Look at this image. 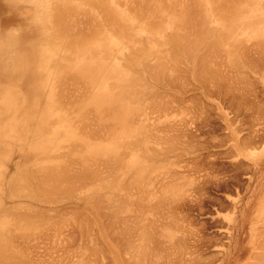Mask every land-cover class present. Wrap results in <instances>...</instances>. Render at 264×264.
<instances>
[{
    "label": "bare ground",
    "instance_id": "6f19581e",
    "mask_svg": "<svg viewBox=\"0 0 264 264\" xmlns=\"http://www.w3.org/2000/svg\"><path fill=\"white\" fill-rule=\"evenodd\" d=\"M179 1L181 2L183 0H179ZM185 1L186 2L189 1L191 6H188L189 2H188L187 5H185L186 4ZM185 1H184L185 3L184 2L182 3V5L184 4L183 5L184 8L180 9V6L182 7V5L178 4V3H180V2H178V0H0V194L2 195L3 193H5V190L7 189V188H5L6 185L4 184V179L6 180L5 177L8 176L7 178H9V181L8 182L5 181L7 183V185H8V187H9L8 188V192L6 191L7 192L6 196L8 197L9 194L12 197L15 196L13 199L11 197L12 200L7 202L8 204H6V206L7 207L9 206L7 208V207L4 206L5 203H2L3 200L1 201V195H0V259H1L0 260V264H38L39 259L36 260V258H39L40 255L41 256L43 255V253H42V251L40 249H38V250H40L41 252H37V255L39 254V256H35L36 251H38V250H35L32 247H29V249L30 248L32 249V250L30 249L32 251V253L30 252L29 249H27V250L25 249L24 250L26 253L23 250L15 251V250H17L16 248L18 246H14V245H13V248H15V250L13 248H9L10 246H12L10 244H13L12 241L16 242V244L17 243H22V242H27L26 241L27 237L30 238L29 239V241H30L31 238L34 239V237H33L34 233L40 232V234H41V231H37V232L28 234V236L26 235V232L29 229L28 227H31V225H34V223H36V220H37V222H39V223H36L37 224L36 226H38L37 228H39V230L44 229V231H45V228H46V231H48V228H49V231H52L51 227L53 225H54L53 227H56V224H57V231L59 232L61 230V227H59V226L60 225L62 226V224H60L59 222H61V223L66 225V226L64 225L65 227L62 226V228H66L67 229V226H69L68 224H70V222L74 223V218L73 217L75 215V218H76V216L78 215L76 212L80 213L79 212V209H81V208H79V207H81L80 205L87 204V206L91 207V205H89V203L93 202V204L95 205L96 202H94V201H98L99 198H102V200L100 199V201H98L99 204L97 203L96 207L93 206V204H92L93 209L95 211L97 210V208H98V210L101 209V205H102V208L104 206V209L107 208V206H109L108 208L111 209V208L114 207V205L116 203H118V202L121 203L122 201H123V203H121L122 205L125 204V202H126V204L123 205V206L128 205L130 207L129 202H131V204L135 202L134 204L136 205V203H137L138 206H139L140 205L139 202H138V201H140L139 199H142L143 196H146L147 192H150V194H147V196H146L148 198L149 197L148 195H150L149 200L150 199L151 200L149 201V203L153 202L154 201L153 199L156 200L157 197L154 196L157 193L156 190H157V188H159L161 190L162 185H164V186L166 185V184H164L165 180H163L162 182L159 181V186H156V185H158V183L154 180L156 182V185H154V181L151 179L153 181L152 182L150 180V178H152V177H154L153 179L158 178L159 177L158 175L162 174V172H164L163 175L165 173H167V172H170V173H167L168 176H169V174L171 175V173H172L170 171V169L169 170H165V171L161 170L162 171L161 173H160L159 169H158V172L156 171V169L155 170L153 169L155 167L157 168L156 165L161 163V162L159 163V161H158L156 163V165H155V161H157L158 158H161V157L166 155L164 153L165 151L163 152L162 156L160 155L162 153L161 150H163V149H161V147L164 144L163 143L164 142L163 139H164L165 136L162 133H160V135L162 137L164 136L162 138V143L163 144L160 145L161 144V141H160L161 137H160V135H158V133H159L160 129H163L161 127H163V123H164L163 120H162V117H163L162 115H164V114L162 113L160 115L161 111H159L157 108H159L161 105L164 107V104H165V106H168V108H166V109L164 107L163 108L164 110L162 108H159L160 110H162V112L165 113V116H166V114H167L166 110L170 109L169 105H166V103L167 104L168 103L169 104L175 103L173 101V99L175 100V98L172 97L173 99H171L170 96L166 100H170L171 99V101H173V102L170 101L171 102L170 103L169 101H165L164 100V96H163L165 93L163 94V92H166V93L169 92V94L165 95L166 97L168 95H172L171 90L167 92L168 89L172 88V90L175 89L177 91V92H174V93H177L179 95L180 92L183 93L185 88L188 86V84H187L188 77L190 79L192 76H195L197 78L196 81L200 83V86H194V89H197L196 87H198L199 96H200V91L203 92L206 89L210 90L211 86L209 88H206V87L209 86V83H207V80H208V82L212 81L211 83H213V84H214V81H216L217 85H214V86H216V88L224 82L226 84V85H224L225 88H223V85L220 86V87L223 88V89L221 88L222 89V93L226 94L225 93L226 91L224 90V89H226L227 90V94L229 93L230 96L231 95H233V96L237 95V97L239 98V96H240L239 93H242V92H239L241 87L238 88L239 85H240V82L237 81L238 78L239 77L242 78V79L239 78L240 79L239 81H241V82L245 81L244 79L248 77L246 75V73L249 74V71H250L249 69H247V66H250L248 68L251 69L253 67L252 65L259 64L260 60H261L260 62H262V63L264 62V39H263L264 38V5H263L264 2H263V0H252V2H250V0H247V1H245V3L247 2L246 4L244 2H242L243 0H239L242 4H245L242 7H241L242 4H240V2L238 0H236V1L235 0H233V1L230 0L232 2V4H231L232 7H231V5L229 3L230 1L227 0V1H229L228 5H230V6L226 7V5H224V4L222 5V3H221L220 6H218V8H220L219 10L217 8V5H219V4H217V3H219L221 0L220 1L218 0L216 3H214V1H216V0H214V1H212V0H199V1L203 2V3H201V2L199 3L198 2L197 5H199V4L201 5L202 4L201 6H195V3H191V2H193L191 0H188V1L185 0ZM195 1L196 0H194V2ZM174 2H175V4L177 3L178 7L174 4ZM238 2H239L240 5L238 4ZM253 2H254V5L252 4ZM211 3H213V4H211ZM225 3L227 4L226 1H225ZM233 3H235L236 5L233 4ZM143 4H145V6L148 5L147 6L148 8L144 7V8H147V11H146V9L143 8V6H144ZM215 4H216V8H217L216 12L219 13V16H218L217 13L215 15V12H214L215 11V7H214ZM247 4H249V5H247ZM250 5H252L253 7L250 6ZM186 6L189 7V9ZM194 6H195V8L198 7L199 12L197 11V8H196V10H192V8ZM221 6L225 9L224 12H225L226 16L225 15L223 16L224 12H223V10H222L223 8ZM248 6H250L251 8L249 7L250 9H248V11H246L247 9L245 10L247 13L245 11L243 12V10L245 8H247ZM229 7H231V9H233L235 13L233 12V10L232 11L229 10ZM142 8L146 11L145 14H144V11L142 13V11H141ZM183 9H186V11H184ZM213 9H214V11H213ZM227 9L230 12L227 11ZM239 9H243V10H239ZM177 10H180V12L178 11L179 14H177V12H176ZM220 10H221L222 14L220 13ZM135 11L138 14L133 15V12H135ZM183 11L185 13H183ZM196 11L199 13V16H200L199 18L200 19L199 18L197 19L198 14L196 15ZM240 11H242V15H240L241 14ZM193 12H195L196 19L198 21H196V22L194 21V23H191L192 24L191 25L189 23H190V21L192 22V20H190L189 22L187 20L192 18V17L191 18H189V17L191 16V14ZM181 13L183 15L185 14L186 16H188L187 14L190 13V15L187 17L188 18L187 19V18H185L186 16L184 15L185 16L184 17L183 15H181ZM244 13H246L247 15L244 16L243 15ZM229 15L234 16V18H232V16H229ZM192 16H193V14H192ZM227 16H229V17H227ZM196 19L194 18L193 20H196ZM196 28H199L200 30L198 31V29H196ZM32 31L34 32L33 34H32ZM251 37H252V39L254 37L259 38V39L262 38L263 40L261 39V41H260L259 39L256 40L254 38L255 42L248 43L249 41H253L251 39ZM248 38H250L251 40H248L247 43L243 42L244 43L243 44L242 43L243 39H248ZM254 55H255L254 58L258 59L259 57H261V59L259 58L260 60L258 59L257 62L256 61L254 62V59L251 60V58ZM251 61H253V62L251 63ZM243 62H245L246 64L247 63L248 64L249 63L252 64V65H250V64L248 65L247 64V66L245 68L246 72L244 70H242V69H244L243 68L244 65H246V64H243ZM263 65H264V63H263ZM258 66H260V65H256L257 68L253 67V70H254V68H255L254 71H256V69H257L258 72L256 71L257 72L256 76H257V74L263 76L264 74L262 73V71H264V70H262L260 67L263 68L264 66L261 65L259 67L261 71L258 70L259 69ZM240 68H242V69H240ZM241 70L243 71V73H241L242 72ZM253 70H251V71H253ZM244 72H245V75H244L245 78L243 79L242 74H244ZM250 73L252 74V72H250ZM260 73H262L263 75L260 74ZM249 76H250V74H249ZM253 76H255V74ZM259 78H260V76H259ZM235 79H237L236 80L237 81L236 84L239 83L238 85L235 84L236 86L234 85V83L232 84V82H235L234 81ZM190 80L193 83L194 80L192 81V78ZM248 80H252V78L251 79H249V78L246 79V81L249 83ZM254 80H255V78H254ZM189 81H188V83H189ZM246 81H245V83L243 82L244 88H247L248 90H252L253 92H255L257 94V90L256 89L258 87H260L259 86L260 84L258 85V83H256L257 82L256 81L255 82L256 83L255 86L257 85L258 87L257 88L255 87L256 89L253 90V89H251V88L249 89L247 87V86L250 87L251 85H249L248 83H247L248 84L247 85ZM191 82L189 83V84H191L190 87H192V85L195 84V83L192 84ZM220 82H221V84H220ZM250 82L252 83V81H250ZM258 82H259V80H258ZM261 82H262V79H261ZM245 85H246V87H245ZM252 85H254V83ZM232 86L233 87H237L238 86L237 88L239 89V91H238L239 93H237V92L235 93L236 90L232 91ZM263 87H261V88H263ZM212 88H213V86H212ZM244 88H243V90H244ZM253 88H254V86H253ZM194 89H193V87L191 89L187 88L184 93L186 94L187 90H189L188 92H190V90H192L193 91L192 93L195 94ZM233 89H236V88H233ZM259 90H258V94H259ZM211 91H216V95L219 93V91L217 89L216 90H214V89L212 90L211 89ZM205 92H206L205 94H207V95L212 93V92H208L207 93V90ZM260 92L262 93L263 91H260ZM222 93L221 92L219 93L220 96H221ZM177 94H174V95L177 96ZM213 94H215V93H213ZM227 94H226V96H227ZM243 94L240 96L241 98H239L240 101H239V99L237 97H236L237 99L234 97L235 101L232 98L233 101H230V103L231 102H235V104H236V100H237V103L239 102L241 104V100L244 97H246V95H249V93L248 94L245 93L246 95L244 94L245 96L242 98ZM263 94H264V92H263ZM263 94H260L261 97H262ZM161 95L163 96L162 97L163 99L160 97ZM190 95H191V101H192L193 100L192 99L193 95L192 94H190ZM196 95H198V94H195V96ZM253 95H252L253 99H254V97H255L256 100L259 99V98H256V96H253ZM157 96L160 97L161 100H160V98L155 99V97H157ZM249 96H247V98ZM84 97H86V98H84ZM152 97H153V99H155L154 102L152 103L151 106L148 105L149 103H147V105L150 108L151 107L153 108L154 107L153 104L157 100L155 104L156 105L160 104V106L159 107L155 106L156 108L154 107L153 109L149 108L150 109L149 110L148 107H146L145 101L147 102L148 98H151V100H153ZM177 98H179V96ZM194 98H195V100H197L196 99L197 97H194ZM180 99L181 98H179L178 101ZM255 99H254V101H255ZM162 100L165 103H161ZM220 100L221 99H219V101ZM229 100H231V99L228 98V102H229ZM259 100L261 102L262 98L259 99ZM259 100H258V103H259L258 105L259 106H261L260 104L263 105V108H261V110H262V109H264V104H263L264 101L260 103ZM178 101L175 104L179 103L178 105L182 104L181 106H183L184 105V101H186V100H184V101L182 100V102H178ZM187 101L189 102V100H187ZM187 101H186V105L188 104ZM243 101H245V100H243ZM246 101H248L250 103V101H253V100H252V98H251V100H249V98H248V100H246ZM148 102H149V100H148ZM226 103H227V100H226ZM239 103L236 106H238V107L241 106V105H239ZM255 103L256 102H253L252 105L254 106ZM245 104L247 105V103H243L242 105L246 106ZM189 105L190 104H188L187 106L189 107ZM248 105H247V107H248ZM197 106H198V104H197ZM236 106H234V107H236ZM253 106H251V108ZM259 106L257 107V105H256V108H260ZM188 107L186 108L187 109V113H188V110H189ZM199 107H201V106H199ZM203 107H204V105H203ZM208 107H210V106H208ZM208 107H206V108H208ZM238 107H237V110L239 111V109L242 108L243 106H241L240 108H238ZM145 108H147L149 111H152V110L156 109V112H157V110H158V113H156L155 111L154 112L157 115H160V117H159V118H161L160 120L158 118H154V117H157V116H156V114L153 111L152 112L155 114V116H154V114L152 115V112H150V114L154 118V120L152 122L157 123V122H155L157 120L160 121L159 122L160 124H161V120L163 122L162 126L159 123L155 124V125L159 124L158 125L159 129H158V126H155V128H156L155 131L156 132H154V133H157V135L159 137L156 136V135L154 137V133L150 134V131L148 130V126H150L151 124L154 125V123H151L152 119H148V118H151V117H149L150 114L149 113H148L149 115L147 114V111L145 110ZM177 108L181 109L182 107H177ZM253 108H255V106ZM173 109H175V108H173ZM184 109L185 108H182L181 111H185ZM231 109H232V106H231ZM243 109L244 108H242L241 110H243ZM172 110H170L172 115H173V113H176L174 115H179L180 114V116H181V113H182L181 117H182V119H184V117H183L184 116V112H178V114H177V110H176V112H175V110H173V112H172ZM190 110H192V109H190ZM225 110H227V109H225ZM254 110L255 109H253V111L249 110L250 111L249 113L254 114L255 113ZM257 110L258 109H256V113L257 114L260 113V112H257ZM91 111H93V116H94L93 120L95 121V122L94 121L93 122H94V124H96V123L100 124V125L97 124V126L99 125L98 128H100V130L94 129V128H97V127L93 126L94 124H92V120L90 118H88L89 120L87 119V117H88L87 114H90V113L92 114ZM246 111H248V110H246ZM246 111L244 110L243 112H246ZM200 113H203V112H200ZM263 113H264V110H262L260 114H263ZM195 114H198V112L195 113ZM246 114H247V112H246ZM260 114H258V118H259ZM172 115H167V116L169 117V116H172ZM215 115H217V114H215ZM93 116L89 115V117H91V118ZM167 116H166V118H168ZM189 116H190V114H189ZM189 116H188V118H190ZM196 116H193L191 114L192 118L196 117ZM207 116H209V115H207ZM207 116H206V118H207ZM245 116H247V115H245ZM256 116L257 115L254 116L256 118V119L254 118V120H253V118H251V119L249 118V119L253 120V123H255V121L258 120ZM178 117H177V119H178ZM231 117L229 116V119H233ZM234 117H235V115H234ZM197 118H198V116H197ZM199 118H201V116ZM221 118H220V120L223 119V118L222 119ZM86 119H87V121H91L90 123L93 126V128L91 126H89V127H91V129H94L96 132L100 131L98 133H100L101 136L96 137L99 134L97 133L98 135L95 136V133H93L95 131L91 130L89 127L88 128L84 127V128H86L84 130L83 126L86 123L90 125V123L86 122ZM145 119L147 121L149 120L151 124H148V126H147ZM238 119H242V118H238ZM167 120L168 119H166V121ZM169 120H171V118ZM187 120H189V119H187ZM243 120H245V119L243 118ZM250 120L248 122H250ZM259 120L260 121L261 120L264 121L263 118L259 119ZM259 120H258V122L255 123L256 127L261 125L259 123ZM144 121H145V123H144ZM178 121L176 122L177 124L174 123L175 121L172 124V121H171L170 125H168V126H170V128H171L172 127L171 124L173 126L178 125V123H179ZM233 121H234V119L231 120V122L229 120L227 122H229L231 124ZM263 121H262V123H264ZM136 122L139 124L138 126H136L137 125ZM203 122H205V120ZM79 123H81V124L83 123L84 124L81 127V129H83L86 133L83 130L80 131V130H76L75 129L77 127H78V129L80 128L79 126H81V125ZM166 123L168 124V122H166ZM180 123H181V120H180ZM250 123H252V122H250ZM257 123L259 125H257ZM87 124L85 126H88ZM102 124H105V125L103 126ZM114 124H117V126L119 125V127H121L123 129L121 133H120L121 130L119 131V133L117 132L118 131V127H116V125L114 126ZM182 124L183 125L185 124L186 129L188 128L186 123H182ZM243 124H245V121L243 122ZM247 124L248 123H246V125ZM111 125H113V127ZM153 125H152L151 128L149 127L151 131H153L152 129H154ZM233 125H231L229 127H232ZM251 125L249 124L248 128H250L252 126H255V125H252V126ZM262 125H264V124H262ZM164 126L166 127L167 125H164ZM178 126L179 127H177V128H180L181 125H178ZM104 127H107V128H104ZM111 127L113 129L115 127V129H114L115 130L114 131L115 134H114L113 131H110L111 134L113 135L112 137H111V134L109 132ZM165 127H164V129H166ZM243 127H245V129H247V127L245 125L242 126V128ZM256 127L255 128L253 127V128L256 129ZM101 128H103V129H101ZM112 128H111V130H112ZM121 128H119V129H121ZM233 128H236V127H233ZM242 128L241 129L238 128V129L242 130ZM253 128H252V130L254 131ZM260 128H262V127L260 126ZM260 128L257 129L254 132L257 133V131L260 130ZM263 128H264V126H263ZM89 129H90V131H92L91 133L88 131ZM104 129H106V130H104ZM107 129H108V131H107ZM157 129L159 130L158 132H157ZM186 129H184V131L183 130L182 131L185 132V131L188 130V129L187 130ZM190 129H191V127H190ZM196 129H198V128H196ZM225 129L226 128H224V131L227 132ZM245 129L243 128L242 131H238L237 128L233 129V130H234V132H237L236 136H240V133L241 132L244 133ZM101 130L102 131L104 130L103 133L108 134V136L107 135H105V136H107L108 138L111 137V139L108 140L107 137L104 136V134L102 133ZM166 130H163L162 132L165 133ZM169 130H171V129H169ZM169 130L167 132H169V134H170ZM172 130H176V128L174 127V128H172ZM177 130H176V132H177ZM252 130L250 128L251 132L249 131L252 134H248L247 133V135H246V134H242L241 133V135H243V137H244V135H246V137H248V135H250V137H248V138H251V135H252V138L253 137L254 138L257 137L256 135H253V131ZM261 130H262L261 135H263L264 129H261ZM205 131H207V130H205ZM79 132H81V133L84 132L85 136H84V133H82L83 135H81V133L79 134ZM87 132L92 135V136L90 135V138H89V136H88L89 134ZM179 132L181 133L180 130L178 131V133ZM183 132H182V134H183ZM171 133H172V135L171 134L170 135L173 137V131ZM187 133L189 134L188 131H187ZM200 133H202V132H200ZM256 133H254V134H256ZM109 134H110V136H109ZM174 134H175V131H174ZM184 134H185V136L190 137L186 133H184ZM232 134H234V133H232ZM150 135L152 137H150ZM170 135H167V136H170ZM189 135H191V134H189ZM195 135H197V133ZM200 135L201 134H199V136ZM228 135H230V134L228 133ZM228 135L226 133H224L223 136L225 138H227ZM174 136H176V134ZM181 136H182V139H183L184 135H181ZM181 136H179L180 139H181ZM202 136H204V135H202ZM211 136H210V138H211ZM94 137H96L98 140L102 139V141L104 143L101 142V144H100V141L97 142L98 140L96 141V139H94ZM147 137H148V141H149V138H150V141L152 140L151 138H155V140L154 139L153 140H154V142H156L157 139L159 138L158 140L160 142L157 141V143L154 144L153 141L152 142L149 141L150 143L148 145ZM218 137L221 138L220 136H218ZM240 137L242 138V136H240ZM103 138H104V140L105 139L108 140V142L104 141ZM169 138L167 137V140H169ZM176 138H178V136ZM186 138H185L184 141L187 140ZM190 138H192V136ZM195 138H197V136ZM195 138L193 137V140ZM237 138L232 137L231 138L232 140H230V137L227 138L229 140L228 142L232 143L233 149L235 148L236 150L240 146H243V144H244L243 142L245 141L244 140L245 138L243 140L240 139L243 142L239 141L238 140L239 138L238 139ZM173 139H174V137H173ZM175 139H174V141H175ZM182 139H181V142L183 143V146H184V144H186L189 141H190L189 143H194L193 141H191L192 139H190V140L188 139L186 141V143L183 142ZM224 139L222 138V141ZM227 139H225L224 145H225ZM257 139L260 140L261 138H257ZM164 140H165V142L167 141L166 137H165ZM170 140H172V139H170ZM196 140L197 139H195V141ZM214 140H216V139L214 138ZM261 140L263 141V138ZM145 141H147L146 142V146H144L145 145L144 144ZM176 141H177V139H176ZM179 141L176 142V145L177 144L179 145V143H181ZM206 141H207V139L204 142H206ZM222 141H221V143H222V145H221V143L218 142V140H216L215 142L219 143V144H218V146H217V144H214V146L215 147L217 146L219 148H221V146L223 147L224 145H223ZM258 141H256V142H258ZM158 142L160 144H158ZM204 142H201V143H204ZM208 142L209 141H207V143ZM151 143H153L154 147L157 146L156 148L158 149V151H159V146L158 145H160V151H159L160 154L156 153V151H155V150H157L156 148L153 149L154 151L150 150V149L153 148L152 145H150ZM172 143H170V142L166 143L165 146H163L162 148H164V150H166V152H168L167 149L168 150L172 149V152L176 151V155H177L178 151L182 150V149L179 150V148L183 147V146L180 145L179 147L175 148V145H173ZM197 143H198V146L200 148L199 144H201V143H199L197 141V142H195V145H197ZM213 143H214V141L211 143V146H212ZM251 143H253V141H249V144H251ZM170 144H172L171 147L173 146L174 148H170L169 149V147H170L169 145ZM203 145L206 148L208 146V145L205 146V144H203ZM252 145H254V143L251 144V146ZM257 145H260V143L257 144ZM13 146H15L16 150H15V148H14V150H11V148ZM149 146H151V147H149ZM189 146H191V144ZM189 146H186V148L188 147L187 148L188 150L185 149V147L183 148V150L185 149V150H187L189 152V150L191 149L193 144H192L191 147H189ZM198 146H194L195 149H197ZM209 146H210V144H209ZM251 146L248 147L249 149H247L245 153L244 152L243 153L242 152H238L239 153L238 155H243L244 157L248 158V160L251 162V165L249 163L251 168H258V165H259V162L261 160V157L259 156V154H256L257 152H255V151L261 145L258 148L256 147V145L253 146V147H251ZM132 147H133V149L136 147L134 152H133ZM146 147L148 149L149 148L150 149L147 150ZM194 147H192V148H194ZM225 147H227V149L229 150V148L231 146H226L225 145ZM244 147L245 146H243V148ZM126 148L127 149L129 148L130 150L128 149V152H127V150L126 151L124 150ZM140 148H142L144 150L146 148V150L149 152V153H147V156L148 157L150 156V159H153L152 161H154V163L152 161H150L149 158H148L149 159L148 160L147 157H145L146 155L144 153H146L147 151H144V152L140 151L139 152ZM202 148H203V146H202ZM206 148H203V149H206ZM136 149H138V152L140 154L136 151ZM203 149L200 148L199 150L203 151ZM81 150L84 151L83 154H82L83 156H82L81 160L83 161L85 159L86 161H92V162H90V163L88 162L87 165L84 163V161L80 162V159L78 160V162H76L75 158H77V159L80 158L79 156L82 153V152H80ZM192 150H191V152H192ZM230 150H232V149H230ZM74 151L76 153L77 152H79V153L77 155L76 154L72 155L71 153H75ZM129 151L133 152L132 154H134L136 152L138 154V156L136 154H135V156L133 155L131 157H130V155H132V154H130V155L128 154L129 156L128 155L125 156L124 153H126V154L130 153ZM195 151H197V150H195ZM195 151H193V153ZM122 152H124V153H122ZM150 152L151 153H156V155L153 154V156L155 155L154 157H156V160H155V158L153 156H151L152 154ZM169 152L171 153V151H169ZM191 152L190 153L186 152V153L187 154H192ZM197 152H199V154L204 153V152L200 153V151H197ZM216 152H218V151L216 150ZM222 152H224V150ZM141 153L143 155H145V156L144 157H140ZM170 153H167V154L169 156H171V160H169L170 157L168 155H166V156H168V158L167 157L166 158L169 160V164L175 158V157H173V155L175 153L174 154L172 153V155ZM183 153H185V152H183ZM215 153H214V155H215ZM70 154L72 156H70ZM209 154L210 153H208V155ZM235 154H233V156H234L233 158L236 159V160L237 159L239 160V161L237 160V162H238L237 166H238L243 161L241 162L240 158H235ZM74 155H76V157H74ZM157 155H160L161 157L158 156V158H157ZM181 155H183V154H181ZM181 155H179V157ZM208 155L206 153L207 158L210 157V156L208 157ZM66 156L69 159H70V157L71 158L73 157V159L76 162V164H74V165H76V167H77V164H81V165L85 164L84 165L85 167L83 165H82L83 167H81V165H79V168H76L75 166L73 167V164H71L72 167L70 168L71 165L69 164L68 161H70V163H71L72 159L69 160L67 158V160H66V158H65ZM84 156H85V158H83ZM122 156H124L126 158L124 161H126L128 159V161H126V163L127 162L131 163V164L127 163L129 166H127V164L125 163L124 164V165H126L125 168L123 167L124 166L123 165L124 157L122 159ZM127 156H128V158H127ZM187 156H189V155H187ZM34 157H38L37 159H39L41 157L38 161H40V163H42V164L40 165V163H37L36 160L33 161L35 159ZM129 157L132 158V159H130ZM151 157H153V158H151ZM193 157H194V155H193ZM203 157H205V156H203ZM214 157H216V156H214ZM31 158L33 159L31 161L34 162V166H36V167H34V166L33 167H34V169L35 168L36 169L33 170V171H31L32 169H29V170L26 169V168L23 169L24 162L27 159H31ZM100 158H102V159L104 158L103 161H100V160L96 161V159H100ZM106 158H108V159H106ZM133 158H134V161H133ZM176 158H177V156H176ZM48 159H51L52 161L51 160L48 161ZM64 159L68 163L67 166H64V161H65ZM161 159H159V160L162 161L163 159L162 160ZM164 159H165V157H164ZM187 159H189V158H187ZM219 159H220V157H219ZM228 159H227V161H228ZM230 159H232V157ZM22 160L24 162H22ZM45 160H47L50 163V165L48 164V166H45L44 165L46 163ZM59 160H62L61 162H63V163H61V165H63V166L60 165V161ZM105 160H107L106 164H105ZM168 160L165 161V162L163 161L161 164L162 165L166 164L168 162ZM175 160L172 161V163L175 162ZM178 160H180V159L178 158ZM56 161L59 162V163L57 164ZM66 161H65V163H66ZM98 161H99V163L100 162L101 163L104 162L103 164L106 167L104 165H103V167L107 168V170H108V166L109 165L112 166V167L109 166L108 172H107L106 169H105V171H103L104 168L101 167L102 164L100 165L98 163ZM191 161H192V159H191ZM193 161H196L195 158L193 159ZM121 162H123V163L121 164ZM176 162H175V164H178L180 161L178 163H176ZM185 162L187 163V160ZM201 162H202V159H201ZM92 163H93V165L89 166V164H92ZM148 163H150V164H148ZM246 163H244V164L246 165ZM94 164H97V166H98L97 169L95 168L96 165H94ZM161 164H160V167H161ZM179 164L181 165V163H179ZM207 164H208V161H207ZM46 165H47V163H46ZM151 165L153 166V168L151 167ZM249 165H246V166H249ZM93 166H95L94 169H92ZM113 166H115L114 169H113ZM119 166H121V169H119L120 168ZM176 166L178 167V165H176ZM182 166H183V163H182ZM198 166H200V165H198ZM241 166L242 165H240V167ZM27 167H29V165H27ZM117 167H118V169H117ZM160 167H158V168H160ZM165 167H166V169L169 168V166H165ZM240 167H238V169H240ZM99 168H101L103 170H101ZM122 168H124L126 170H122ZM203 168H200L199 170H201L202 172H205V171L202 170ZM245 168H244V170H245ZM98 169H99V171H97ZM151 169L156 171L157 175ZM178 169H179V167H178ZM178 169H177V171L174 170V171L178 172L177 174H176V172L175 173L173 172L174 174H176L175 178H176V176H179V178H181L180 176L183 173L182 170H181L182 172L180 173V171H179L180 169L179 170ZM185 169L187 171L188 168H185ZM195 169L196 168L194 166L193 170H195ZM217 169H219V168H217ZM247 169H248V167H247ZM100 170H101V172H103V174H105V176L104 175L100 176L102 174L100 172ZM110 170L111 171H117L120 174H121L122 171L129 173V175L125 174L126 177L123 178V180L127 179V177L129 176L128 178H131V179H128V180L129 181L133 180L135 182L134 184H132V185H134L133 189L132 188L130 189V187H128V186L129 185L132 186L131 183L128 184V180H124V184H128L127 186L125 185V187L126 188L128 187L130 189V191L133 190L132 192H135V190H136L135 188L138 186V183H142L143 184V182L145 180L147 182L148 179H149V183H150V181L152 183L149 184L147 182L145 184V186H143L144 184L143 185L139 184V187L137 189H139L141 186L144 187V188L142 187L143 189H146L151 184H153L154 187H157V188L152 187V185L149 187V188H151V191H152V188H153V190L155 189L154 190L155 192L153 191L154 194L152 192L153 195H151V191L149 190V188L146 189V190H149L147 192H146V190H143L142 188H141V190H143V192L139 189L140 192L139 193L136 192L137 196L140 193H142L143 196L140 198L141 195H139V199L138 200H137L138 197H136V194L132 193V192L128 193L127 192L128 190L127 191L125 190L126 193L135 194V196L134 195H127V194L122 193V192L121 193L123 195H121L119 190H120L121 184H123V182H121V180H122V177H123L124 173H122L123 174L122 176L120 175L121 178H119L120 176H118L116 178V181L118 179L119 180L121 179L120 181L118 180V182H117L118 186H119L118 191H117V190L114 189L115 187H118L117 183L116 184L114 183L115 180L112 177H113V175L115 177V175H119V174L117 172L116 173L115 172L110 173ZM207 170H206V172H207ZM234 170H236V169H234ZM38 171H39V174L37 173ZM197 171H198V169H197ZM222 171H223V169H222ZM105 172H107L108 175H106L107 173H105ZM136 172H138V173H136ZM195 172H191V173L194 174ZM99 173H101V174H99ZM152 173L155 174L156 177ZM198 173H200V175L203 174L201 172H198ZM65 174H67V176ZM110 174H111V176H110ZM148 174H150V175H148ZM184 174H185V172L183 173V175ZM188 174L186 172V174H185L186 178H187ZM216 174H217V171H216ZM221 175H222V173H221ZM63 176H65L66 178L69 177V179L67 178V180H70V181L67 182L66 178H64V180H63L62 179ZM103 176L105 178H102ZM106 176H110V177L107 178ZM149 176H150V178H149ZM166 176H165V178L159 177V179L160 178L166 179ZM212 176H214V175H212ZM22 177H25L26 180L23 181L24 179ZM185 177H183V178L185 179ZM198 177H200L198 179H202L201 176H198ZM219 177H220V175H219ZM111 178L114 180V182H112L113 184H110V187H109L107 185V183L109 184V182H111V180H109ZM171 178H172V175H171V177L170 176L168 177V179H171ZM175 178H172L170 181L168 179L167 180L169 181V183H171V182L173 183ZM183 178H181V179H183ZM206 178L208 180V177H206ZM212 178H214V177H212ZM19 179H22L23 182L21 180H19ZM176 179H175V181H176ZM181 179H179V180L181 181ZM192 179L193 178L190 179V182L191 181L194 182ZM260 179H261V177L258 176V179L255 180V184L256 185L261 181ZM60 180L64 181V182L63 181L60 182V185H62L63 188L59 184L57 185L58 181H60ZM65 180H66V182L68 184L71 183L70 184L71 187L69 186L70 189L67 187L68 188L67 192H65L66 189H67ZM96 180H98V183H97ZM106 180H108V181H106ZM179 180H177L176 182L174 181L175 184L171 183L172 184V188H171L170 185H168L169 183L166 181L168 183L167 184L168 187L166 185V189L168 191H169V188L173 189V190H170L169 192L167 190L166 191L168 193H170L171 191H174V189L178 187V184L180 186V184H182L183 180H182L181 183H179L180 182ZM213 180H215V179H212V181ZM19 181H21L22 183L19 182ZM26 181L27 182L30 181L32 184H33V182H35V185L34 184L30 185V183H27ZM212 181H211V183H212ZM24 182H26L27 185H25ZM199 182H200V180H199ZM199 182L196 183V186L198 185L199 187H201L202 185L200 186L199 184H201V183H199ZM252 182L254 183V179L253 178H249V184H251ZM91 184H92V186L94 185L95 188H93L94 186L92 187ZM97 184H99V186L101 185L102 188L100 186L99 189H98L97 188L98 187ZM104 184H106L107 187H109V190L111 188V185L112 186L115 185L113 188H111V189H113L114 192H112V190L111 191H107V192H111V193H107L108 196H106V193L104 192L103 196L104 197L106 196V198L110 197L108 199H106V198L103 199L102 196L101 197L99 196V195H102V194H98L99 197L95 196L96 198H98V200L96 198H95L96 199L95 200L92 197L93 193L96 191L95 189L96 188L98 190L101 189L100 191H102V189L105 188V190H106L107 188H106V186ZM124 184L122 185L123 187H124ZM202 184H204V183H202ZM4 185H5V187H4ZM63 185H65V187ZM146 185H148V186H146ZM160 185H161V187H160ZM183 185H185L184 182H183ZM174 186H175V188H174ZM191 186H192V184H190V187ZM89 187H91L90 194L87 192V191H89ZM187 187H185V188H187ZM22 188H25V189H22ZM28 188H30V190H29L30 192L28 191ZM32 188L35 189V192L31 191ZM64 188H65V190L63 192ZM191 188H192V191H193L194 190L193 187H191ZM39 189H41V190L44 189V190H42L44 192L46 191L45 193H42L44 195L47 194L48 191H51V192H49L51 194V196L49 194V199H47L48 198L47 197L48 194L46 195L47 198L44 197V196H41L40 195L41 193L39 194V191H38ZM122 189H123V192H124V188H121V191H122ZM159 189H158V191H159ZM178 189L182 190V188H178ZM178 189H176V190L178 191ZM196 189H195V191L199 190V189L198 190H196ZM24 190H25V192H24ZM41 190H40V192H41ZM98 190L96 191L97 193H98ZM105 190H103V191H105ZM162 190L164 191L163 188H162ZM162 190H161V192L159 191V194L161 193V195L159 196V197H161V199L163 197L162 196V193H163ZM186 190H188V189H186ZM190 190H188V191H190ZM9 191H11V193ZM53 191H54V193H52ZM100 191H99V193H100ZM115 191L119 192L120 195H117V193ZM166 191L164 192V194H168ZM177 191L176 192L174 191L175 194L173 195V197H170L171 193H173V192H171L170 195H167V197L169 196L168 198L170 200H171V198H172V200L176 199V197L174 198V196L177 195L176 194ZM180 192L183 193V191H179V193ZM184 192H185V190H184ZM190 192H187V193H190ZM240 192H242V191H240ZM112 193L113 194L116 193L115 196H112L111 195ZM179 193H178L177 196L181 195ZM192 193L194 194V192H192ZM200 193L203 194V191L200 192ZM109 194L111 196H109ZM124 194L127 197L128 196H131V197L127 198V197L124 196ZM183 194H185V193H183ZM183 194H182V196H183ZM3 195H5V194H3ZM117 196H120V197H117ZM122 196H124L123 197L124 200H122V201L121 200L120 201L117 200L119 198L123 199V198H121ZM16 197H17L18 200L17 199L15 200ZM89 197H92V199L94 201L89 202V199H90ZM112 197H114V198L111 199ZM116 197H117V199H116ZM153 197H156V198H153ZM129 198H133L132 201H129L128 200ZM144 198L142 200H147V202H148V199H144ZM168 198H167V200L165 199L163 201H159L160 199L159 200L157 199L159 202L158 201L153 202V204L155 203V205H153V204L152 205L157 207V208H161V207H163V205H164L163 203L165 201H167V203H168V200H169ZM179 198H178V204H180L179 202L182 201V199L179 201ZM181 198H184V197H181ZM216 198H218V197H216ZM2 199H10V198H2ZM92 199H90V200H92ZM125 199L128 200L129 202L125 201ZM186 199H188V198L186 197ZM186 199H185V201H186ZM190 199H192V198H190ZM103 200L105 202L108 200L107 201L108 203L106 202V205H105V202ZM114 200L116 202H114ZM188 201H190V200H188ZM241 201H242V197L241 196H238L236 198H232L230 200L231 205L229 203V209H230L231 206H232V209L229 210V213L226 216L222 215L224 217V221H225V222L224 221L223 222H224V224H226V226H224V225L223 226L226 227V233L228 234V236L227 237L223 236L224 238L227 239V242L226 243L225 242L222 243L224 245L221 246V248H220L221 251H219L220 249L219 250L217 249L219 251V253H218V251L217 252L215 251V248L219 247V243L221 245V242H222L221 239H223V237H221V235H220V237L218 235L214 236V234L213 235L212 234L209 235L208 232H207L208 234L205 233L207 235L204 234L205 236L202 235V234H201L202 236L200 234H196V235H199V237H196V235L193 236V234H192V237L191 236L187 237L186 234H185L186 232H188V230L186 231V229H187L186 228V226H187L186 224L187 223L186 222H185L186 224L184 223L185 219H183V221L179 219L183 215L182 216L180 215L181 217L178 215L179 216L178 219L180 221H182L181 223L185 224V225L183 224V226H185L184 227L185 228V233L183 232V234H181V235L178 234V232L180 230L179 229L180 227H178L179 230H175V231H178V232H175V233H177L179 235L178 236L179 238L177 239L176 244L173 243V247L175 249V252L177 251V254L173 253L172 251L174 249L172 248L173 250H171L169 248V244H168V241H170V240H168V239H167L168 241L166 239L163 240L164 238L162 237V236H165L167 232L165 233V235L159 236L160 238H163V239H159V237H157L159 232H164V231H160V230H164L166 227H168L169 224H167V223H168L169 220H170L169 223L172 222L171 220L176 221V219L175 220L172 219L173 218L172 217L173 214H171V212L168 211V209H169L168 207H171L172 205L169 206L170 204H167V203L166 204L168 205V207H167V211L168 212L165 211L166 210V208H165L166 206H165L164 207L165 210L163 212L158 210V214H156L153 219H151V218L154 216L155 211H157V209L156 210L151 209V211H149V214L152 215L151 218H150L151 221L147 224V226H149V227L146 228L145 227L146 224L143 227V225L141 223H139L140 225L137 224V223L135 225V226H137L135 228H137V230L139 229V231L136 232V234L140 233V229L142 227L148 229L151 226H153L154 224L157 225V228H158V226L161 227L159 232H156L157 231V230H155L156 228H154V230L151 229V228L154 227L153 226V227L150 228L151 230H153L152 232H150L151 235H150V233L148 231V234L150 235L149 236L147 234V231L143 230L144 232H142V229H141L142 234L145 233L144 234L145 237L147 235L149 237V240H146L145 238L143 239V237L140 236V238H137L136 241L138 239L139 240L143 239L144 240L143 243H145V240L150 242V247L152 248L153 253H155V252H158V254L159 253H163L161 255H164V254L166 255V253H167V255L173 254L174 258H175V254H176L177 259L175 260L176 262L174 264H240V263L241 264H264V215H261V214L257 213L256 216L255 215L253 216V218L255 217V220L251 223V228L248 229V231L245 232V233L249 234V239L244 245H241V243H240L241 241L239 240L240 239L239 236H240V234L244 233L243 227L245 228L247 226V223H245V222L243 224H240V223L243 222L241 220L242 211H243L242 210L243 206L241 204ZM101 202H103V203H101ZM140 202L143 203V204L145 203V201L144 202L140 201ZM174 202H175V200L173 201V203ZM260 202H261V205H264V196H262L261 198H259L257 200L256 205L260 204ZM109 203H111V205H113V207L111 205H109ZM156 203H157V205H156ZM118 204L115 205L116 208H113L114 211H115V209H117V205ZM121 204H119V205H121ZM143 204L140 205L141 208L140 207H136L137 205L134 206L133 204L131 205V209L128 208V206H126L127 211L125 213H120V214L123 215L122 217L119 216L120 214L117 212L118 213L117 217L119 216L121 218L119 220V217H118V219H116V220H119L121 222L118 221L119 223L117 222L118 224L116 223L114 226H113L112 222H114V220H115L114 218L116 217L115 215L117 214L116 211H115L116 214L113 213V211H112V213H110L111 212L110 210H109V212L105 211L107 213H110L109 214L110 216L115 214L114 215L115 217L111 216V218H108L109 215L104 213V212H102L104 209H101L102 213L98 212V210H97L99 215L101 214V218L104 217V220H108V222H109V220H111V225L113 227H116L117 230H120L119 229L120 227L123 229V231L120 230L121 234L118 231V233L116 232V234L114 235L113 233H115V231H117V230L116 229L114 230L112 227L109 228L108 226H110V224H108V223L106 224L104 222V225L106 224L105 225L106 227L104 226V228H106L105 232H107L106 230L111 231V232L108 231L106 233V235L112 234L111 240H112V238H114V239L116 238V240H117L118 236H116V235H120V237H122L120 239H123L121 241L118 239L120 241V244H122L124 242V240L126 242V238H123V236H125V235L127 236L128 234L126 232H124V229H128L129 233L131 235V232L134 230V228L133 227L131 228V226L132 225L134 226L135 223L133 224V222H135V221L137 222V220L139 219L138 215H137V212L135 213V210L138 209V208L139 209H143L142 208V206H144ZM245 204H247L249 209H250L251 201L248 200ZM78 205H79V207L77 208L76 206H78ZM98 205H100V206H98ZM119 205H118V207H119ZM152 205L149 204L148 207L152 208ZM220 206H221V204H220ZM75 207H76V209L78 211L75 209ZM155 207H153V208H155ZM71 208H72L71 212L74 213V214L72 213L73 217H72V214H71L70 210H68V209H71ZM108 208H107V210H108ZM119 208L122 209L121 207H119ZM123 208H125V207H123ZM146 208L147 207L144 206V210H146ZM172 208L173 207H171L170 209H172ZM224 208L225 207L223 206V209ZM113 209H111V210H113ZM128 209H130L129 211H131V210H132V212L134 211L133 213H135L137 215V220L134 221V216H135V219H136V215L133 214V213H132L133 215L131 213H129ZM139 209L136 210V211L143 212L142 210H139ZM67 210H68L69 213H67ZM152 210L154 211V214H152ZM160 210H162V209H160ZM176 210L177 209H175V211ZM83 211H85V210H83ZM147 211L148 210H146L145 214L142 213L143 215H145L144 218H149L150 217V215L147 214L148 213ZM215 212H217V211L215 210ZM126 213H128V215L131 218V220L128 221L129 217H128V215ZM102 214L104 215L103 217H102ZM105 214H106V216H105ZM130 214H131V216H130ZM138 214H139V216L142 215V214L140 215V213H138ZM177 214H178V212H177ZM65 215L66 216L68 215L67 216L68 218L65 217ZM79 215H78V217H79ZM86 215L87 214L83 215V212H82V215H80L81 219L79 218V222L82 220V217L86 216ZM88 215L86 216L87 217V222H88V224H90V222L88 221V218H89ZM99 215H98V217H99ZM126 215L128 217V218H126V222H129L130 229H129V227L128 228L125 227L126 226V224L124 223L125 220H123V222H122V219H125L124 217H126ZM143 215H142V217H143ZM7 216H9V219L12 218L11 219V223L14 222L15 225H16V226L14 225L13 229L15 227L19 228V227H17V226H19V223H17L18 220H20V222L21 221L24 222V223L22 222L23 224L20 223L22 226L23 225H27L26 227L28 229L25 232V235H24V232L21 229L19 230V231H22L21 232V236H23V235H24L23 237L26 236V239H24L25 241H20L18 239L19 240V242H18V240H16L17 237H15L14 235L16 234L17 229L16 230L14 229L15 231H12L13 236H11V237L15 238L14 240L11 241V239H10L11 237H9L10 235L7 237L8 239L5 237L8 234L7 228H9V230H11L12 228L9 227V226L14 224V223L11 224L10 221H8V220L6 221V219H7L6 217ZM61 216H63L65 218V220ZM174 216H175V214H174ZM69 217L70 218L72 217L71 218L72 221L70 220ZM106 217L108 219H105ZM219 217L220 216H218V220H220ZM4 218H5V220L3 221ZM56 218H58V220H59V218H61V220H59L58 222L57 221L52 222ZM211 218H213V217L211 216ZM50 219H52V220H50ZM67 219H69L70 221L69 220L67 221ZM150 219H147L146 221L148 222ZM40 220H41V223H40ZM42 220L44 222H46V225H45L44 222L42 223ZM49 220H50V223H49ZM76 220H78V219L76 218ZM83 220H84V217H83ZM83 220H82V223H80V225L81 224L82 225H88ZM89 220L91 221V218ZM116 220H115V222H116ZM186 220H187V218H186ZM65 221H67L68 224L65 223ZM85 221H86V218H85ZM146 221L143 218H142V220L140 219V222H146ZM75 222H77V221H75ZM138 222H139V220H138ZM47 223L49 224L50 227L48 226ZM120 223H123V224H120ZM177 223H178V221H177ZM202 223H199V224L201 225V227H204V225L202 226ZM92 224H94V222ZM92 224L88 225L87 227L84 226L85 227L84 230L85 229L88 230L92 226ZM166 224H167V226H166ZM192 224H194V223H192ZM218 224L220 225V223H218ZM218 224H216V225H218ZM40 225H42V228L39 227ZM80 225H78L77 227H81L82 226V225L81 226ZM94 225H95V228H96V224H94ZM94 225H93V227H94ZM121 225H123V226H121ZM141 225H142V227H141ZM171 225H170V227H171ZM175 225H173V226H175ZM178 225H180V224H178ZM22 226H20V227H22ZM71 226L73 227V224H71ZM190 226H188L189 229L191 228ZM82 227H81V230H82ZM93 227H91V228H93ZM107 227H108V229H107ZM170 227H169V229H170ZM25 228H24V230H26ZM91 228L88 231H91ZM162 228H164V229H162ZM197 228H199V227H197ZM169 229L167 231H169ZM171 229L174 230L173 227H171ZM29 230H31V229H29ZM77 230H78V228H77ZM81 230L77 231V233L79 232V235H80V233H82V232H80ZM84 230H82V231L84 232ZM87 230L84 232V233H86V235L83 236V240L84 241H80V238H82V237H79V235H78L79 240L76 241V242L78 243L80 241L79 246H80V244L82 242L80 248L83 246V244H84V246L88 247V245L91 244L90 242H92V241L94 242V240H95L94 239V235H93L94 232H92L94 230V228H93L92 231H91L92 232L91 236L93 237L94 240L89 241V240L92 239V237L90 239V236H89V239L88 240L86 239L87 242L89 241L88 245L86 244L87 242L83 243V242H85V237H87L88 234L90 233V232L88 233ZM172 230H170L171 234H172ZM182 230H184V229H182ZM55 231H56V229H55ZM71 231H73V229ZM95 231L98 232L97 229ZM112 231H113V233H112ZM125 231H127V230H125ZM135 231H136V229H135ZM189 231L191 232V230H189ZM195 231H197V230H195ZM31 232H33V231L31 230ZM61 232L63 234L64 233L66 234V236L63 235L66 238H67V235L70 233L69 232L67 234L66 232H63V231H61ZM73 232L70 233L69 235L73 234ZM52 233H54V231H52L51 234ZM60 233H59V235H60ZM62 233H61V235H62ZM133 233L134 234H132L131 236L130 235H129V237L127 236V242H128L127 244H129V246H130L129 248L130 249H131V245H133V244H134L133 246H135L136 244H138L140 242L139 244L142 245V240L138 241V243H136V241H135L136 244L133 243L134 242V237H138V234L135 235L134 231H133ZM198 233H199V230H198ZM221 233H223V231ZM31 234H32V237H30ZM42 234H43V232H42ZM56 234L57 233L53 234L52 235L53 237L49 238V239L50 240L51 239L55 240L56 237H58V236H56ZM76 234L73 236L74 238H75ZM82 234L80 236H82ZM161 234H163V233H160V235ZM169 234H167V236ZM224 234H222V235H224ZM46 235L47 234H45V237H46ZM54 235H55V237H54ZM189 235H191V234L189 233L188 236ZM21 236L19 234V237H21ZM36 236L38 238V236H39L38 233H37ZM48 236H50V234ZM63 236H61V237H63ZM172 236H174V233H173ZM172 236H171L170 239L174 240L175 236H174V238ZM45 237H43V239ZM73 237H72L71 240H74ZM99 237H97V239ZM130 237L132 238V241H133L132 243H131V241L129 242V240H131ZM41 238H42V236H41ZM176 238H177V236H176ZM69 239H70V236H69L68 240ZM5 240H7V241H5ZM39 240H40V237H39ZM54 240H53L54 243L53 242L52 243L56 244V241H54ZM61 240H63V242L65 241L63 244H65L66 246L69 245L67 247L64 245L66 248H64L62 246L61 250L64 249V250L67 251V248L70 249L74 245V243H72L71 240H69V241H71L70 243H69L68 240H67L68 241L67 242L66 239H62L61 238ZM61 240H59V241H61ZM3 241L7 242V243H9L10 241L11 242L9 244H7V243H3ZM59 241H57V243ZM219 241H221V242H219ZM45 242H48V241H45ZM148 242H146V243H148ZM38 243L39 242L37 241V244ZM94 243H96V242H94ZM97 243H96V245L95 244L94 245L97 246ZM116 243L119 244L118 242H116ZM24 244L26 245V243H24ZM40 244H41V242H40ZM48 244L50 245L51 241ZM61 244H62V242L60 243V246H61ZM70 244H73V245H71V247H70ZM123 244H125V245H123ZM123 244H122L123 247H125V248L127 247L126 248L127 250L122 247L127 252L125 254L129 255V253H130V255L132 256L130 258V255H129V257L125 255L127 257V259H129V261L126 260V259H122L123 261L126 260L125 264H127V261L129 263L135 264L137 261L135 262L133 260H136V259L140 260L141 258H143V257H141L139 259L138 256H136L137 258L136 257L134 258L133 256L134 255H138L139 253L133 255V254H131V252L134 253V251H132V250H129V253H128V246H126L127 244L126 243H123ZM171 244L172 243H170V246H171ZM174 244H175V246H174ZM76 245L78 246V244H76ZM94 245H92V246H94ZM148 245H149V243H148ZM148 245H146V246L148 247ZM98 246H102V245L99 244ZM116 246L117 245H115V247ZM133 246H132V248H133ZM143 246H144L145 249L147 248V247H145V245H143ZM143 246H140V248L142 247V249H141L142 251L145 250V249L143 250ZM22 247H23V245L19 246V248H22ZM33 247H34V244H33ZM55 247H57V244L55 245ZM55 247L53 246L52 249L54 248L55 249L54 251L56 252L57 248H55ZM58 247H59V245H58ZM137 247L138 246H136L134 248L138 249ZM36 248H37V246H36ZM45 248H47V247L45 246L44 249ZM74 248L77 249V247H72V250L70 249V251H71L70 254H68L69 251H67V253H66V252H64V250L61 251L60 248H58L59 249L58 251H61L63 253L68 254L67 256H69V255L73 256L74 260H75L78 256H79L78 257V259H79L81 254H83V252H85L86 254L84 253L82 256H87L88 254L91 255L92 254L91 251H93L94 247H91L92 249H90V246L88 248L84 247L85 249L84 248L83 249L85 251L83 249H81L82 253H79V255H78L77 252H76L75 253V254H77L76 256H74V252H73V251H75ZM122 248H121V252L123 251ZM134 248H133V250H134ZM44 249H43V251H44ZM86 249H90L91 250V251L89 250L90 253L87 254L88 250H86ZM28 250H29L30 254H32V255H34L36 257L35 259L31 258V257H26V256L30 255ZM138 250L140 251V249H138ZM22 251L24 253H21ZM33 251H34L35 254H33ZM46 251L48 252V254H50V252H52V250H49L50 251L49 252L47 249H46ZM78 251H80V249H78ZM94 251H95V254L98 253V251L96 252L95 249H94ZM100 251L101 250H99V252ZM118 251L120 253V249ZM125 251H123V252H125ZM148 251H150V249ZM15 252H19L18 253L19 255L17 254L18 257L19 256L21 257L22 255L25 254L24 257L22 256L23 259H22V257L20 258L21 261L18 260L20 262L17 261V259H19V258L16 259V257H13V256L16 255ZM57 252H56V254H57ZM135 252H137V251L135 250ZM146 252H147V250H146ZM151 252H148V253H151ZM144 253H145V251L143 252V255H144ZM148 253H147V255L144 256V258H143L144 260L145 259L148 260L147 258H145L146 256L148 257ZM27 254H29V255H27ZM71 254H73V255H71ZM106 254H108V251H107ZM141 254H142V252H140V255ZM158 254H157V256H158ZM1 255L3 257L5 256V257L1 258ZM44 255H45V253H44ZM55 255L53 257L52 256H49V257L53 258L54 261H57L58 264L61 263L62 259L66 260V257H67L64 254L65 258H63L62 253H61V255L57 254L56 256H61L62 257L61 260L59 259L61 257H59V258L57 257L60 260L59 261V260L56 259ZM120 255H124V254H120ZM151 255L149 254V257H151ZM6 256H7V258H6ZM41 256H40V260H43V262H44V260L47 257L42 259ZM70 256L67 257L68 258V262H66L67 264H71L70 262L73 261V259H72L73 257L70 258ZM82 256H81V258L83 259L84 257H82ZM88 256H87V258H84L86 260V262H84V259L83 260L81 259L82 261H80V259L79 260L76 259V260H78V262L80 261L79 264H81L82 262H84L86 264L90 263L91 261L95 260V258L98 259L97 261L99 262L100 258H98L97 254L95 255V257H94V255L93 256L91 255L92 257H94L93 260L89 258L91 261L88 259ZM104 256L101 257L100 254H99V257H101L102 260H105ZM106 256L109 258V256H112V255H109V256L106 255ZM125 256H122V257L126 258ZM152 256H154V254ZM163 257H165V256H163ZM167 257H168L167 259L172 260L174 262V260H173L174 258L170 259L169 258L170 256H167ZM112 258H114V257L112 256ZM152 258L153 257H151V259ZM162 258H160V260ZM5 259H8V260L5 261ZM47 259H49V258H47ZM69 259H71L70 262H69ZM87 259L90 262H88ZM131 259H132V261H131ZM143 259L141 260L142 262H143ZM154 259H156V258L154 257ZM164 259H166V258H164ZM50 260H52V259H50ZM158 260L156 259V261L155 260L154 261L157 262ZM1 261H3L4 263L1 262ZM46 261H47V264H54V263H52L53 261H51L50 263H49V260H46ZM75 261H74V263L78 264V262L76 261L77 262L76 263ZM154 261H149L148 264H155ZM43 262H41V263H43ZM45 262L43 264H45ZM57 262H55V263L57 264ZM63 262H64V260L62 261V264L65 263V262L64 263ZM161 262H163V261H161ZM173 262H172V264H173ZM41 263H39V264H41ZM84 263H82V264H84ZM104 263L106 264V261L103 262V264ZM108 263L110 264V260H108ZM112 263H113V261H112ZM138 263H141V262L139 261L136 264H138ZM158 263H156V264H158ZM164 263L167 264L166 261ZM72 264H73V262H72ZM93 264H94V262H93ZM123 264H124V262H123ZM159 264H162V263H159Z\"/></svg>",
    "mask_w": 264,
    "mask_h": 264
},
{
    "label": "rangeland",
    "instance_id": "374dc122",
    "mask_svg": "<svg viewBox=\"0 0 264 264\" xmlns=\"http://www.w3.org/2000/svg\"><path fill=\"white\" fill-rule=\"evenodd\" d=\"M184 1H185V0H183V1L180 2V1L178 0V2L181 3V4H180V3H178V4H179V5H182V3H183ZM187 1H188V0H187ZM191 1H193V2H191V3H195V6H201V5H202V4H201V5H200V4L197 5L198 2H199V3L201 2V1H199V0H196L195 2H194V0H191ZM212 1H214V0H212ZM217 1H218V0L214 1V3H216ZM219 1H220V0H219ZM225 1L227 2V4L225 3ZM225 1H224V0L222 1V0H221L219 3H217V4H219V5H217V8H218V6H220L221 3H222V5H223V4L226 5V7H227V6H230V5L232 4V2H231L230 0H229L230 2L227 1V0H225ZM232 1H233V0H232ZM235 1H236V0H235ZM235 1H234V2H235ZM238 1H239V0H238ZM245 1H247V0H243L242 2L245 3ZM176 2H177V1H176ZM185 2H186V1H185ZM185 2H184V3H185ZM188 2H189V1H188ZM188 2H186L185 5H187ZM228 2L230 3V5H228ZM239 2H240V1H239ZM239 2H238V4H239ZM248 2H249V1H248ZM250 2H252V0H250ZM250 2H249V3H250ZM263 2H264V0H263ZM201 3H203V2H201ZM235 3H236V2H235ZM235 3H233V4H235ZM246 3H247V2H246ZM246 3H245V4H246ZM145 4H146V3H145ZM145 4H143V5H144L143 8L148 6V5L145 6ZM174 4H175V2H174ZM211 4H213V3H211ZM238 4H237V5H238ZM240 4H242V3L240 2ZM240 4H239V5H240ZM245 4H242L241 7H242L243 5H245ZM250 4H251V3H250ZM252 4L254 5V2H253ZM175 5L178 7L177 3H176ZM183 5H184V4H183ZM183 5H182V7L180 6V9H181V8H184ZM193 5H194V4H193ZM235 5H236V4H235ZM239 5H238V6H239ZM247 5H249V4H247ZM263 5H264V3H263ZM188 6H191V5H190V2H189V4H188ZM195 6H194L193 8L191 7L192 10H196V8H197V11L199 12L198 7L195 8ZM250 6H252V5H250ZM250 6H248L247 8L244 7V8H245L244 10H243V9H239V10H243V12H244V11L247 9L246 11H248V9L251 8ZM186 7H187V6H186ZM214 7H215V11H214V9H213V11L215 12V15H216V13H217V12H216V11H217V10H216V9H217V8H216V4H215ZM221 7H222V6H221ZM224 7H225V6H224ZM226 7H225V8H226ZM231 7H232V5H231ZM231 7H229V10L232 11L233 9H231ZM249 7H250V8H249ZM252 7H253V6H252ZM143 8H142L141 11H142V13H143V11H144V14H145V12L147 11V8H148V7H147V8H144V9H146V11H145ZM187 8L189 9V7H187ZM187 8H186V9H187ZM222 8H223V7H222ZM186 9H183V10L186 11ZM219 9H220V8H218V10H219ZM222 10H223V12H224L225 9L223 8ZM229 10L227 9V11H229ZM178 11L180 12V10H177V11H176L177 14H179ZM184 11H183V13H185ZM187 11H188V10H187ZM197 11H196V15L198 14V16H197V19H198L200 16H199V13H198ZM227 11H226V12H227ZM246 11H245V12H246ZM249 11H250V10H249ZM189 12H190V11H189ZM218 12H219V11H218ZM229 12H230V11H229ZM233 12H234V10H233ZM186 13H187V12H186ZM190 13H191V12H190ZM190 13L187 14V15L189 16ZM200 13H201V12H200ZM220 13H221V10H220ZM234 13H235V12H234ZM234 13H233V14H234ZM240 13H241L240 15H242V11H240ZM246 13H247V12H246ZM246 13H244L243 15H244V16L247 15ZM248 13H249V12H248ZM135 14H138V13H136V11H135V12H133V15H135ZM192 14H193V16H192ZM192 14H191V16L189 17V18H191V17H192V18H191V19H188V18H187L188 16H186V15L184 14V15L186 16V17H185V16L181 13V15H183L185 18L188 19V20H187L188 22H189L190 20H192V22L190 21L189 24L194 23V21H195V22L198 21V20L196 19L195 12H193ZM217 14H218V16H219V13H217ZM221 14H222V13H221ZM221 14H220V15H221ZM201 15H202V14H201ZM224 15H225V12H224L223 16H224ZM227 15H228V14H227ZM235 15H236V14H235ZM225 16H226V15H225ZM229 16H232V15H229ZM229 16H227V17H229ZM194 18H195L196 20H193ZM232 18H234V16H232ZM199 19H200V18H199ZM230 20H231V19H230ZM227 21H228V20H227ZM191 25H192V24H191ZM193 28H194V27H193ZM194 29H195V28H194ZM196 29H198V31L200 30L199 28H196ZM194 31H195V30H194ZM196 31H197V30H196ZM33 33H34V32L32 31V34H33ZM252 37H253V36H252ZM252 37H251V39H252ZM254 38H255L256 40L259 39V38H256V37H254ZM254 38L252 39L253 41H249L248 43H250V42H255V39H254ZM251 39H250V38H248V39H243L242 43H243V42L247 43V41H248V40H251ZM261 39H262V38H260L259 40L261 41ZM263 39H264V38H263ZM263 39H262V40H263ZM244 40H245V41H244ZM258 42H259V41H258ZM243 44H244V43H243ZM251 44H252V43H251ZM254 57H255V55L251 58V60L254 59V62H255V61L257 62V60H258L259 58L261 59V57H259V56H258V57H259L258 59L254 58ZM256 57H257V56H256ZM260 59H259V60H260ZM260 61H261V60H260ZM260 61H259V64H254L255 66L252 65V64H250V63H249V64L252 65V66L255 67V68H257L256 65H260V66L262 65V66H264V65H263L264 62L262 63V62H260ZM249 62H250V61H249ZM252 62H253V61H251V63H252ZM243 64H246V63L243 62ZM247 64H248V63H247ZM247 64L244 65V67H243L244 69H242V68H240V69H242V70L245 71V70H246L245 68H246ZM249 64H248V65H249ZM252 66H251V67H252ZM260 66H258V68H259ZM248 67H250V66H247V69L250 70V71L248 70L250 76H249L248 73H246V75H247L248 77L245 78L244 75H245V72H246V71L244 72V74H242L243 79L245 78V79H244L245 81H246V79H248V78H249V79L252 78V80H248L249 83L246 81V84L248 83L249 85H251L250 87H249V86H247V87H248L249 89L251 88V89L254 90V89H256V88L258 87L257 85L255 86L256 83H258V85L260 84V85H259L260 87H258V88L256 89V90H257V94H256V93L253 92L252 90H248L247 88H244V84H243V82L245 83V81H243V80H242L243 82L239 81V80H240L239 78H241V77H239L238 80L235 79V80H234L235 82H232V84L234 83V85L237 83V81L240 82L239 87H238V86H237V87H238V88L241 87V88H240V91H239V89H238L237 87H233V86H232V91H235V90H236L235 93H236V92H237V93L242 92V93H239L240 96H241L244 92L247 93V94L249 93V95H250V96H249V95H246V94L244 93V94L246 95V97H244L245 95L243 94L242 98H243V97H244V98L241 100V104L238 102L239 105L243 106V107H242V108H244L243 110H241V109H242V108H240L241 106H239V107L236 106V105H238L237 100H236V104H235V102H231V103H230V101H233L232 98H233L234 101H235V98L237 97V95H236V96H235V95H234V96L231 95V96H232V97H231L229 93L227 94V90H226V89H224V90L226 91L225 93L227 94V96H226V94L222 93V89L225 88L224 85H226L224 82L221 84L222 81L220 82V84L223 85V88L220 87L221 85H219V86L216 88V86H214V85H217L216 81H214V84H213V83H211L212 81H209V82H208V80H207V83H209V86L206 87V88H209V87L211 86L210 90H209V89H206V90H207V93H208V92H212V93H210L211 95H210V94L207 95V94H205V93H206V92H205L206 90L203 91V92L200 91V96L202 95V96L200 97V96H199V92H198V91H199V90H198V87H196L197 89H194V86H200V83L196 81L197 78H196L195 76H192V77H191V78H192V81L194 80L195 82L193 81V83L196 84V85H195V84L192 85V87H193V89H194L195 94H198V95L195 96V94L192 93V92H193L192 90H190V92H188L189 90H187V91H186L187 93L185 94L184 92H185V90H186L187 88H189V89L192 88V87H190L191 84H189V83L191 82V80H190L191 78L189 79V77H188L187 84H188L189 87L187 86V87L185 88L184 92L182 91L183 93L180 92L181 95H180V94L178 95L177 93H174V92H177V91H176L175 89L172 90V88L167 90V92L171 90L172 95H168V96L166 97L165 95H166V94H169V92H168V93L163 92V94L165 93V94L163 95L165 101H169V102H170L171 99H173V98H175V100H176V101H175V100L173 99V101H174L175 103H177V101H178L179 98H181V99H180L178 102H182V100H183V101H184V100H186V101L189 100V102L187 101L188 104H190L189 107L187 106L188 104L186 105V101H184V105H185L186 107H185L184 105L181 106L182 104L178 105L179 103H178V104L171 103V102H173V101L170 102L171 104H169V103L167 104V103H166V105H169V108H170L169 110H168V109L166 110V112H167L166 116H167V115H172V113L170 112V110H172L173 108H175V109H173V110H175V112H176V110H177V114H178V112H184V116H183L184 119H182V117H181V116H182V113H181V116H180V114H179V115H174V114H176V113H173L174 116H173V115H172V116H169V117L167 116L168 118H166L165 113L162 112V110H160L159 108H162V109H163V108L165 107V109H166V108H168V106H165V104H164V107H163L162 105L160 106V104H159V105H156L155 103H156L157 100H156L155 103L153 104L154 107H155V106H156V107H157V106H158V107L160 106V107L157 108V109H158L159 111H161V112H160V115L163 113L164 115H162V116H163V117L165 116V117H164L165 119L161 116V117H162V120H163L164 123L162 122V120H161V124L159 123L160 121H158L157 119H156L157 121H155V122L159 123L161 126H162V123H163V127H161V128H163V129H160V131H161V132H160V131L158 130V129H159V126H158L159 124H158V125H155V124H157V123L152 122V121L154 120V118H158L159 120L161 119V118H159L160 115H157V114H156V113H158V110H157V112H156V109H155V110H152L153 112H154V111L156 112V113H155V112H154V113H155L156 116H157V117H154V118H153L152 115H153L154 113H153L152 111H149L152 107L150 108L148 105L151 106L155 99L160 98V97L162 98L163 96H162V95H161L160 97L157 96V97H155V99H153V97H152L153 100H151V98H148V99H147V102L145 101V103H146V107H148V109L150 108L149 110H148L147 108H145V110L147 111V114H148V113L150 114V112H152V115L150 114L151 116L148 114L149 117H151V118H148V119H152V120H151V123H154V125H153V124L150 123L149 120L147 121V120L145 119L147 126H148V124H151L150 126H148V130L150 131V134H151V133L153 134L154 132H156V131H155V129H156L155 126H158V129H157V132L159 131L158 135H160V133H162V134L166 137V140H167V137H168V138L170 137L169 140H170V139L173 140V141H172V140H170V141L167 140V141L165 142V140H164L165 137L163 136V137H164V139H163V141H164L163 143H164V144H163V143H162V138H163V137L160 135V137H161V138H160L161 144L159 143V142H160V141L158 140L159 138L157 139V141H159L158 144H160V145L163 144V146H165L166 143H169V142L172 143V142H173L172 144L175 145V148L179 147L180 145L183 146V143L181 142V139H182V136H181V135H184L185 138L187 137V136H185L184 133H186V134H187L188 136H190V137L192 136V138L187 137L186 139L188 140V139L190 138V139H192L191 141H193L194 143H189L190 141L186 143L187 140L184 141L185 138L183 137L182 141L185 142L186 144H184L183 147H180V148H179V150H180V149H182V150H181V151H178L177 155H176V151H175V150H174L175 152H172V149H171V150H168V149H167L168 152H166V150H164V148H162L163 146L161 147V149H163V150H161L162 153L160 154V152H159V151H160V145H158V146H159V151H158V149L156 148L157 146L154 147V146H153V143L150 144V145H152L153 148H152V149L149 148V149H150V150H153V149L156 148V149H157V150H155L156 153H157V154H160L161 156H162V154H163L164 151H165L164 153H165L166 155H168L167 153H170L169 151H171V153H170L171 155H172V153H173V154L175 153V154L173 155V157H175V158H174V159L172 158V159H173L172 161H174V160L176 159V160H175V162L177 161L176 163H178L179 161H180L179 163H181V165H180L179 163H178V164H175V162L172 163V161H171L170 164H169V160H171V156L168 155V156L170 157L169 160H168V159H167L168 156H166L165 154H164L165 156H163V157H161L160 155H157V158H158V156H160L163 160H162L161 158H158V160L155 161V165H156V163H157L158 161H159V163H160V162L162 163L163 161L165 162V161L168 160V162H167L166 164H163L164 166L160 163V164H161V167H162L163 169L160 167V164L156 165L157 168H156V167L153 168V166L151 165V167H152L154 170L156 169V171L158 172V169H159V171H160V173H161V172H162L161 170H164V171H165V170H169V169H170V171L172 172V173H171L172 178H175V175L178 173V172H176L177 169H178V167H179V169H180V170L178 169V170L180 171V173H181L182 171H183V173L185 172V174H186V172H187V174L189 173V174L187 175V178H188V179L185 177V176H186L185 174L183 175V173H182V175H181V174L179 173V174L181 175V176H180L181 178L185 177V179L183 178L184 180L181 179V178H179V176H176V178H177V179L175 178L176 181L179 180V179H181V181L179 180V181H180L179 183H181L182 180H183V182H184V184H185L186 186L183 185V182H182V184H180V186H179V184H178V187H177V188H175L176 185L174 186V188H175L174 191H175V192L177 191L176 189H178V188H182V190H181V189H180V190L178 189V191H177V193H176L177 195H178L179 191H183V193H185V194H183V193L180 192L179 194H181V195H179V196L175 195L174 198L176 197V199H173V200H172V198H171V200H170V199L168 198L169 196L167 197V195H170V193L173 192V193H171V196H170V197H173V195L175 194V192H174V191H171L170 193H168L170 190H173V189H170V188H169V191L166 189V185H167V184L169 183V181L172 179V178H171V179H168V177H169V176L171 177V175L169 174V176H168L167 173H170V172H167V173L164 174L165 176H166V175L168 176V177L166 176V179H163V178H165V176L163 175L164 172H162V174L159 173L161 176H160V175H158V176H159V177H163V178H160V179H159L158 176H157L158 178H155V179H153L154 177L150 178V176H149L150 180H151V179H152L153 181L155 180V181L158 183V185H156V182L154 181V185H156V186H159V181L162 182L163 180H165V181H164V184H166V185H165V186L162 185V188L164 189V191H163L162 188H161V190L163 191V193H162V196H163L162 199H161V197H159V196L161 195V193L159 194V191L161 192V190H160L159 188H157V187H154V185L151 184L152 187L157 188L156 192L158 193V194L156 193V194L154 195V196H156L157 198H156V197H153V198H156V200H155V199H153L154 201L152 200L153 202H156V201H158L159 199H160L159 201H163V200H165V199L167 200V198L169 199V200H168V203H167V201H165V202L163 203V204H164L163 207H161V208H157V207L153 206V205H155V203L153 204V202H150V203H149V201L151 200V199L149 200L150 195H148V196H149L148 198L146 197L147 194H150V192H147V191H149V190L151 191V188H149L151 185H149V186L146 185V186H148L147 188H149V190H146V189H147L146 187H145L146 189H143V188H144L143 186H145V184H146L147 182L149 183V179H148L147 182H146V180L144 181L145 183L143 182L144 185H143L142 183H138V186L135 188L136 190L134 189L135 192H132L133 190L130 191V189H131V188L133 189L134 185H132V184H134L135 182H134L133 180H132V181H129L128 179H131V178H128L129 176L127 177V179H124V180H128V184L131 183L132 186L129 185V186H128V187H130V189H129L128 187H127V188L125 187V185L127 186L128 184H124V180H123V178L126 177L125 174L129 175V173L122 171L121 174H120V173H118L117 171H111L112 169L110 168V169H111V170H110V173H112V172H115V173H116V172H117L119 175H115V177H114V175H113L112 178L115 180V182H114V180H113L112 178L109 179V180H111V182H109V184L107 183V185H108L109 187H110V184H113L112 182H114V183L116 184V183L118 182V180H119V179H118V180L116 181V178H117L118 176H120V175L122 176V175H123L122 173H124V175H123V177H122V180L120 179L121 182H123L124 187L122 186L123 184H121L119 192H120V193H121V192H122V193H125V194H127V195H134V196H135V194H136V197H138V198H137V200H138V199H139V195H141V196H140V198H141V197L143 196V194L140 193V194L137 196V193H136V192L139 193V192H140L139 189L141 190V188L143 187L142 189H143V190H146L147 194L144 192V193L146 194V196H143L142 199L145 197L144 199H148V202H147V200L139 199V200L142 201V202L145 201L144 204L141 203L140 201H138L139 204H140V205L143 204L145 207H147L146 210H148V211H147V212H148V213H147L148 215H150V214H149V211H151V209H153V210H156V209H157V211H155V214H154V211L152 210V214H154V216H153L152 218H151L152 215H150V217L147 215L149 218H144L145 215L142 214V213H144V214L146 213V210H144V206H142L143 209H139V208H138L139 210H142L143 212L136 211V210H138V209H136V210H135V213L137 212V215H138V218H139V219H138L139 222H138V220H137V215H136L135 213H133L134 211L132 212V210H131V211H129V210L131 209V205H132V204H133L134 206L137 205L136 207H140V208H141V206H140V205L138 206L137 203H136V205H135V204H134L135 202L131 204V202H129V201H132L133 198H129V199H128L129 201H128V200H126V199H127L128 197H131V196H128V197H127V196H125V194H124V196L127 197V198L125 199V201H128L129 204H130V207H129L128 205H126V206H128V208H130V209H128L129 213H131V214L133 213V214L136 215V219H135V216H134V221L137 220V222H136V221L133 222V224L135 223L134 226L131 224V225H132L131 228H132V227L134 228V230H133V229H132V230L135 232V235H137L138 233L136 234V232L139 231V229L137 230V228H135V227H137V226H135L136 223H137V224L141 223V224L143 225V227H144L145 224H146L145 227L147 228V227H149V226H147V224L151 221V219H153V218L155 217L156 214H158V210L163 212V211L165 210V208H166L165 211H166V212L170 211L171 214H173V215H172V217H173L172 219H174V220L176 219V221L171 220L172 222L169 223V222H170V220H169L168 223H167V224H169L168 227H166V228L164 227L165 229L162 228V229H164V230H160V228H161L160 226H158V228H159V229H158V228H157V225H155V224L153 225L154 227L150 225L151 227H153V228H151V227H150V228L153 229V230H154V228H156V229H155V230H157L156 232H159V230H160V231H164V232H159V234H158L157 237L162 236V235H165V233L167 232L165 236H162L164 239H163V238H160V237H159V239H163V240H165V239L167 240V239H168V240H170V241H168V240H167V241H168V244H169V248H170L171 250L174 249V247H173V243L176 244V241H177V239L179 238L178 236L181 235V234H183V232L185 233V228H184L185 226H183V224H184L185 222L187 223V224L185 223V224L187 225V226H186V228H187L186 231L188 230V232L185 233L187 237H190V236L192 237V234H193V236L196 235V234H200V235L202 234V235H204V234L207 233V232L209 233V235H211V234L213 235V234H214V236H217V235H218V236L220 237V235H221V237H223V236H224V237H227L228 234L226 233V227H224V226H226V224H224L225 221H224V217H223L222 215L226 216V215L229 213V210L232 209V206H231L230 209H229V203H230V200H231L232 198H236V197H238V196H241V197H242L241 204H242V206H243V207H242V210H243V211H242V218H241V220H242L243 222L240 223V224H243V223L245 222V223H247V226H246L245 228L243 227L244 233L240 234V236H239L240 239H239V240L241 241V242H240L241 245H244V244L248 241V239H249V234H248V233H245V232L248 231V229L251 228V223L255 220V217L253 218V216H254V215L256 216L257 213H259V214H261V215H264V205H261V202H260V204H257V205H256L257 200H258L259 198H261L262 196H264V142H263V141H264V133H263V135H261V133H262V130H261V129H264V128H263L264 125H262V124H264V123H262L263 120H261V121L259 120V119H262V118L264 119V116H263L264 113H263V114H260L261 111L264 110V109L261 110V108H263V105H262V104H260L262 107L258 105V104H259V103H258V100H259V99L262 98L261 102L264 101V94H263V92H264V87H263V86H264V77H263V76H264V75H263V74H264V71H262L263 74L260 73V74H262L263 76L258 75V74H257V76H256V73L258 72L257 69H256V71H257V72H256V71H254L255 68H254V70H253V67H252L251 69L248 68ZM260 68H261L262 70H264V67H263V68L260 67ZM260 68H259L258 70H260ZM242 70H241V71H242ZM251 70H253V71H251ZM260 71H261V70H260ZM260 71H259V72H260ZM250 72H252V74H251ZM253 72H254V73H253ZM241 73H243V71H242ZM254 74H255V76H253ZM240 76H241V75H240ZM259 76H260V78L262 77V78H261V79H262V82H261V79L259 78ZM194 77H195V78H194ZM256 77H257L258 79H257ZM193 78H194V79H193ZM254 78H255V80H254ZM241 79H242V78H241ZM256 79H257V80H256ZM189 80H190V81H189ZM236 80H237V81H236ZM258 80H259V82H258ZM188 81H189V83H188ZM250 81H252V83H251ZM256 81H257V82H256ZM196 82H197V83H196ZM255 82H256V83H255ZM191 83H192V82H191ZM193 83H192V84H193ZM207 83H206V84H207ZM253 83H254V85H252ZM187 84H186V85H187ZM211 84H212V85H211ZM218 84H219V83H218ZM238 84H239V83H238ZM238 84H236V85H238ZM241 84H242V85H241ZM248 84H247V85H248ZM207 85H208V84H207ZM236 85H235V86H236ZM212 86H213V88H212ZM253 86H254V88H253ZM245 87H246V85H245ZM255 87H256V88H255ZM261 87H263V88H261ZM221 88H222V89H221ZM233 88H236V89H233ZM243 88H244V90H243ZM260 88H261V89H260ZM211 89H212V90H213V89H214V90L217 89V90L219 91V93H220V92L222 93L221 96H222L223 98L220 96V94H219L218 92H217L218 94L216 95V91H211ZM220 89H221V90H220ZM259 89H260V90H259ZM208 90H209V91H208ZM245 90H246V91H245ZM256 90H255V91H256ZM258 90H259V94H258ZM196 91H197V92H196ZM232 91H231V92H232ZM238 91H239V92H238ZM243 91H244V92H243ZM247 91H248V92H247ZM260 91H263V92L261 93ZM171 92H170V93H171ZM173 93H174V94H177V96H175ZM189 93L192 94V95L194 94L193 96H194V97H197V98H196L197 100H195V98L192 96V99H193V100L191 101V95H190ZM213 93H215V94H213ZM184 94H185L187 97H186ZM251 94H252V95L254 94L253 96H256V98H259V99L256 100L255 97H254V99H255V101H254V99H253V97H252ZM260 94H263L262 97H261ZM188 95H189V96H188ZM228 95H229L230 97H229ZM259 95H260V96H259ZM169 96L171 97V99L169 98L170 100H166V99H168ZM174 96H175V97H174ZM178 96H179V98H177ZM238 96H239V95H238ZM240 96H239V98H241ZM247 96H249V97H248L249 100H251V98H252L253 101H250V103H249L248 101H246V100H248ZM150 97H151V96H150ZM172 97H173V98H172ZM189 97H190V98H189ZM198 97H199L202 101H201ZM216 97H217V98H216ZM220 97H221V98H220ZM225 97H226V98H225ZM234 97H235V98H234ZM84 98H86V97H84ZM161 98H160V100H161ZM176 98H177V99H176ZM202 98H203V99H202ZM228 98L231 99V100H229V102H228ZM237 98H238V97H237ZM237 98H236V99H237ZM239 98H238V99H239ZM162 99H163V98H162ZM219 99H221V100L219 101ZM84 100H85V99H84ZM148 100H149V102H148ZM194 100H195V101H194ZM226 100H227V103H226ZM243 100H245V101H243ZM158 101H159V100H158ZM193 101H194L196 104H195ZM200 101H201L202 103H201ZM222 101H223V102H222ZM239 101H240V99H239ZM191 102H192V103H191ZM242 102H243V103H247V105L249 104L248 107H247L246 104H245L246 106L242 105V104H243ZM251 102H252V103H253V102H256V103H257V104L255 103V105H254L255 108H253L254 106L252 105ZM259 102H260V100H259ZM261 102H260V103H261ZM147 103H149V104L147 105ZM150 103H151V104H150ZM157 103H158V102H157ZM159 103H160V102H159ZM161 103H165V102L162 100ZM193 103H194V104H193ZM222 103H223V104H222ZM228 103H229V104H228ZM173 104H174V105H173ZM197 104H198V106H197ZM201 104H202V105H201ZM226 104H227V105H226ZM250 104H251V105H250ZM263 104H264V102H263ZM171 105H172V106H171ZM175 105H176V106H175ZM193 105H194V106H193ZM195 105H196V106H195ZM203 105H204L205 108L203 107ZM205 105H206V106H205ZM222 105H223V106H222ZM256 105H257V107L259 106L260 108H256ZM170 106H171V107H170ZM173 106H174V107H173ZM199 106H201V107H199ZM208 106H210V107H208ZM224 106H225V107H224ZM231 106H232V109H231ZM234 106H236V107H234ZM251 106H253V107L251 108ZM154 107H153V108H154ZM156 107H155V108H156ZM172 107H173V108H172ZM177 107L185 108V109H184L185 111H181L182 108L180 109V108H177ZM187 107H188V109H189V110H188V113H187V109H186ZM194 107H195V108H194ZM198 107H199L200 109H201V108H202V109L200 110ZM206 107H208V108H206ZM237 107L240 108L239 111L237 110ZM153 108H152V109H153ZM212 108H213V109H212ZM246 108H247V109H246ZM190 109H192V110H190ZM197 109H198V110H197ZM225 109H227V110H225ZM253 109H255V110H254L255 113H256V109H258L257 112H260V113H258V114H260V115H259V118H258V114H257V113H256V114H255L254 112H253L254 114L249 113V112H250L249 110L253 111ZM163 110H164V109H163ZM173 110H172V112H173ZM178 110H179V111H178ZM194 110H195L196 112H195ZM199 110H200V111H199ZM224 110H225V111H224ZM233 110H234V111H233ZM244 110H245V111L248 110V111H246L247 114H246V112H243ZM204 111H205V112H204ZM226 111H227V112H226ZM236 111H237V112H236ZM91 112H92V114H91L90 112H89L90 114H87V116H88L87 119L90 118V119L92 120V124H94L95 121L93 120V119H94L93 111H91ZM190 112H191V113H190ZM194 112H195V113L198 112V114H195ZM200 112H203V113H200ZM216 112H217V113H216ZM169 113H170V114H169ZM213 113H214V114H213ZM227 113H228V114H227ZM155 114H154V116H155ZM185 114H186V115H185ZM189 114H190V116H189ZM191 114H192L193 116H196V115H197L198 118H197V116L192 118V117H191ZM215 114H217V115H215ZM89 115H90V116L92 115L93 117L91 118V117H89ZM148 115H147V116H148ZM207 115H209V116H207ZM213 115H214V116H213ZM234 115H235L236 118L234 117ZM245 115H247V116H245ZM250 115H251V116H250ZM252 115H253V116H252ZM255 115H257L256 117H257V119L259 120V123L261 124V125H259V124L257 123V125H259V126H257L258 128H257L256 125H255V123L258 122V120L255 121V123H253V120H254V118H255V117H254ZM178 116H179L180 118H179ZM186 116H187V117H186ZM188 116H189L190 118H188ZM200 116H201V118H199ZM206 116H207V118H206ZM212 116H213V117H212ZM220 116H221L223 119H222ZM229 116H230V117L232 116L231 118L234 119V121L232 122L234 125H233L232 123L230 124L229 122H227L228 120H229L230 122H231V120H233V119H229ZM239 116H240V117H239ZM261 116H262V117H261ZM173 117H174V118L176 117V118L174 119ZM177 117H178V119H177ZM203 117H204V118H203ZM210 117H211V118H210ZM237 117H238V118H242V119H238ZM260 117H261V118H260ZM170 118H171V120H169ZM205 118H206V119H205ZM220 118H221L222 120H220ZM226 118H227V119H226ZM243 118H244L245 120H243ZM249 118H250V119L253 118V120H250ZM87 119H86V122L90 123L91 121H87ZM166 119H168V120L166 121ZM172 119H173L175 122H174ZM187 119H189V120H187ZM207 119H208V120H207ZM217 119H218V120H217ZM248 119H249L250 122H252V123L248 122V121H249ZM255 119H256V118H255ZM88 120H89V119H88ZM178 120H179V121H178ZM180 120H181V123H180ZM186 120H187V121H186ZM202 120H203V121L205 120V122H203ZM239 120H240L241 122H240ZM93 121H94V122H93ZM145 121H144V123H145ZM165 121L168 122V124H167ZM171 121H172V124H173V122L176 123V122L178 121V122H179L178 125H181V126H180L181 129H180V128H177V127H179V126H178V125H175V124H174L175 126H173V125L171 124L172 127L170 128V126H168V125H170ZM244 121H245V124H243ZM96 122H97V121H96ZM224 122H225V123H224ZM263 122H264V121H263ZM165 123H166V124H165ZM182 123H186V125H187V127H188V128H187L188 130L186 129L185 124L183 125ZM202 123H203V124H202ZM228 123H229V124H228ZM246 123H248V124L246 125ZM79 124L81 125V126L78 125L80 128L78 129V127H77V128H75V129L81 131V130H83V129H81V127H82L84 124H83V123H82V124L79 123ZM86 124H87V123H86ZM86 124H85V125H86ZM92 124H91V123H90V125L87 124L88 126H85V125H84L83 128H84V127H87V128H88L89 126H91V127L93 128V126H96L97 128H94V129H98V130H100V128H98V126L100 125L99 123H96V124H94L93 126H92ZM97 124H99V125L97 126ZM136 124H137V125H136ZM136 124H135L136 126L139 125L137 122H136ZM176 124H177V123H176ZM191 124H192V125H191ZM249 124H250V125H251V124H252V125H255V126H252V125H251L252 127H250L251 130H252L253 127H254V128L256 127V129L253 128L254 131H256L257 129H259L260 126L262 127V128H260V130H258L259 132L257 131V133L254 132V131L252 130V131H253V135H256L257 137H255V138L253 137V138H252V135H251V138H248V137H250V135H248V137H246L247 133H248V134H252V133H250V132H251V131H250V128H248V125H249ZM102 125L104 126L105 124H102ZM102 125H101V126H102ZM115 125H116V127H118V131H117V132L119 133V131L121 130V131H120V133H121L123 129H122L121 127H119V125L117 126V124H114V126H115ZM152 125L154 126V127H153L154 129H152L153 131L150 130V128L152 127ZM164 125H167V126L165 127ZM231 125H233V126H232V127H229V126H231ZM241 125H242V126L245 125V126L247 127V129H245V127H243V128L245 129V132H244V133L241 132L242 134H246V135H244V137H243V135H241V133H240V136H242V138H241L240 136H236L237 132H234V130H233V129H236V128H237L238 131H242L243 128H242ZM101 126H100V127H101ZM103 126H102V127H103ZM108 126H109V125H108ZM111 126L113 127V125H111ZM147 126H146V127H147ZM183 126H184V127H183ZM200 126H201V127H200ZM227 126H228V127H227ZM238 126H239V127H238ZM240 126H241V127H240ZM91 127H89V128L91 129ZM112 127H111V128H112ZM149 127H150V128H149ZM164 127H165L167 130L164 129ZM174 127L176 128V130L178 129L177 132H176V130H172V128H174ZM182 127H183V128H182ZM190 127H191V129H190ZM233 127H236V128H233ZM104 128H107V127H104ZM111 128H110L109 132H110V131H113V132H114V131H115V130H114L115 127H114V129L112 128V130H111ZM119 128H121V129H119ZM168 128L171 129V130H169ZM193 128H194V129H193ZM196 128H198L199 130L196 129ZM224 128H226L225 130H226L230 135H228V133L224 131ZM227 128H228V129H227ZM238 128H240V129L242 128V130H239ZM85 129H86V128H84V130H85ZM90 129H89L88 131L91 133L92 131H90ZM94 129H91V130H94ZM101 129H103V128H101ZM184 129H186V130L189 132V134H191V135H189V134L187 133V131L183 132ZM200 129H201L202 131H201ZM204 129L207 130V131H205ZM231 129H232V130H231ZM84 130H83V131H84ZM98 130H97V131H98ZM104 130H106V129H104ZM104 130H103V131H104ZM163 130H166L165 133L169 130L171 135H172L171 132L173 131V137H174V139L178 136L179 139H178V138H176V139H177V141L180 140L179 142H181L182 144L178 142L179 145H178V144L176 145V142H177L176 139H175V141H176V142H175L174 139H173V137L169 134V132H167V133L165 134V133L162 132ZM179 130L181 131V133H180V132L178 133ZM182 130H183V131H182ZM194 130H195V131H194ZM94 131H95V130H94ZM101 131H102V130H101ZM103 131H102V133H103ZM107 131H108V129H107ZM149 131H148V132H149ZM174 131H175L176 136H174V135H175V134H174ZM235 131H236V130H235ZM246 131H247V132H246ZM249 131H250V132H249ZM260 131H261V132H260ZM77 132H78V131H77ZM84 132H85V131H84ZM84 132H82V133H84ZM98 132H100V131H98ZM98 132H96V131L93 132V133H95V136L99 134V135L96 136V137L101 136V134L98 133ZM105 132H106V131H105ZM182 132H183V134H182ZM190 132H191V133H190ZM192 132H193V133H192ZM200 132H202V133H200ZM211 132H212V133H211ZM263 132H264V131H263ZM80 133H81V132H79V134H80ZM82 133H81V135H83ZM85 133H86V132H85ZM85 133H84V136H85ZM87 133H88V132H87ZM90 133H88V134H89V135H88L89 138H90V135H91ZM97 133H98V134H97ZM118 133H117V134H118ZM177 133H178V134H177ZM194 133H195V134L197 133V135H195ZM198 133L201 134V135L199 136ZM220 133H221V134H220ZM224 133H226V134L228 135V137H230V140H232V139H231L232 137H234V138H237V137H238L239 139H238V138H237V139H238L239 141L243 142L242 140L245 138L244 140H245V141L247 140L248 142H247V141H246V142H245V141L243 142V143H244L243 146H245L244 148H243V146H240L237 150H236L235 148L233 149V147H232V143H231V142H228V141H229V140L227 139L228 137L225 138V137L223 136ZM232 133H234V134H232ZM254 133H256V134H254ZM259 133H260V134H259ZM103 134H104V136H105V135L108 136V134H105V133H103ZM110 134H111V132H110ZM110 134H109V136H110ZM114 134H115V132H114ZM207 134H208V135H207ZM215 134H216V135H215ZM219 134H220V135H219ZM257 134H258V135H257ZM155 135L158 136L157 133H154V137H155ZM167 135H170V136H167ZM202 135H204V136H202ZM205 135H206V136H205ZM211 135H212V136H211ZM214 135H215L216 137H215ZM221 135H222L223 137H222ZM84 136H83V137H84ZM91 136H92V135H91ZM107 136H105V137H107ZM112 136H113V135L111 134V137H112ZM179 136H181V139H180ZM196 136H197V138H195ZM201 136H202V137H201ZM210 136H211V138H212V137H213V138L211 139ZM218 136H220L221 138H219ZM235 136H236V137H235ZM86 137H87V136H86ZM96 137H94V139H96V141H97L98 139H97ZM102 137H103V136H102ZM111 137H110V138L107 137V139L110 140ZM150 137H152V136L150 135ZM158 137H159V136H158ZM171 137H172V138H171ZM193 137H194L195 139H197V140H196V141H195V139L193 140ZM100 138H101V137H100ZM100 138H99V139H100ZM156 138H157V137H156ZM209 138H210L211 140H210ZM214 138H215L216 140H218V142H220V143H221V141H222V138H223V139H224V138L227 139L225 145H226V146H231V147H230V148L228 147L229 150L227 149V147H225V145H224V141H225V139L222 141L224 146L222 147V146H221L222 143H221V145H220L221 148L217 147L219 143H216V142H215L216 140H214ZM257 138H261V139L263 138V141H262L261 139L259 140V139H257ZM92 139H93V138H92ZM151 139H152V140L150 141V138H149V141H150V142H152V141L154 142L155 138H151ZM153 139H154V140H153ZM190 139H189V140H190ZM200 139H201V140H200ZM204 139H205V140L207 139V141H209L208 143L210 144V146H211V143H212L213 141H214V143H213L212 146L210 147L209 144L207 143V141L204 142V141H205ZM219 139H220V140H219ZM240 139H242V140H240ZM103 140H104V138H103ZM108 140L105 139L104 141H107V142H108ZM202 140H203V141H202ZM258 140H259V141H258ZM99 141H100V144H101V142L104 143V142L102 141V139L98 140L97 142H99ZM147 141H148V137H147ZM147 141H145V143H144L145 145L143 144L144 146H146V142H147ZM149 141H148V145H149V143H150ZM157 141L154 142V144L157 143ZM168 141H169V142H168ZM197 141H198L199 143L204 142V143L199 144L201 149L206 148V147H204L203 144H205V146L208 145L207 148H206V149H203V151H202V150H199L200 148H199V146H198V143H197V145H195V142H197ZM249 141H253L254 145L251 146V144H253V143L249 144ZM256 141H258V142H256ZM94 142H95V141H94ZM97 142H96V143H97ZM107 142H106V143H107ZM227 142H228V143H227ZM174 143H175V144H174ZM188 143H189V144H188ZM256 143H257V144L260 143L261 146H260V145H257ZM172 144L169 145L170 147L168 146L169 149H170V148H174L173 146L171 147ZM187 144H188V145H187ZM190 144H191V146H192V144H193L192 147H194V146H198L197 149H195V147L192 148L191 146H189ZM214 144H217V146L215 147ZM230 144H231V145H230ZM246 144H247V145H246ZM148 145H147V146H148ZM156 145H157V144H156ZM201 145L203 146V148H202ZM255 145H256L257 148L260 146L258 149H256L255 152H257L256 154H259V156L261 157V160H260V162H259L258 168H251V166H250V165H251V162L248 160V158L244 157L243 155H238V154H239L238 152H242V153L244 152V153H245L246 150L249 149V148H248L249 146L253 147V146H255ZM166 146H167V145H166ZM186 146L191 147V149L189 148V149H190L189 152L187 151V150H188V149H187L188 147L186 148ZM140 147H141V146H140ZM149 147H151V146H149ZM168 147H167V148H168ZM184 147H185V149H187V150L184 149V150H185V151H184V150H183ZM256 147H255V148H256ZM14 148H15V146H13V147L11 148V150H14ZM135 148H136V147H135ZM135 148L133 149V147H132L133 152H134ZM137 148H138V147H137ZM146 148H147V147H146ZM146 148H145V150L142 149V148H140V149H139V152H140V151H143V152H144V151L149 150L148 148H147V150H146ZM165 148H166V147H165ZM198 148H199V149H198ZM81 149H82V148H81ZM128 149H129V148H128ZM128 149L126 148V149H124V150H125V151L127 150V152H128ZM192 149H193V150H192ZM194 149L197 150V151H200V153H201V152H204V153L199 154V152L195 151ZM226 149H227V150H226ZM230 149H232V150H230ZM15 150H16V148H15ZM83 150H84V149H83ZM129 150H130V149H129ZM176 150H177V149H176ZM191 150H192V152H191ZM216 150H217L218 152H216ZM221 150H222V151L224 150V152H222ZM225 150H226L227 152H226ZM122 151H123V150H122ZM136 151L138 152V149H136ZM153 151H154V150H153ZM182 151L185 152V153H186V152H187V153H190V152H191L192 154H187V153L185 154V153H183ZM193 151H195V152L193 153ZM74 152H75V151H74ZM80 152H82L81 155L79 154V155H80V156H79L80 158H78V159L75 158V159H76V162H78L79 159H80V162L82 161L81 158H82V156H83L82 154H83L84 151L81 150ZM129 152H130V153H127V154L124 153V152H122V153H124L125 156L128 155V154L130 155V154L133 153V152H131V151H129ZM139 152H138V153H139ZM143 152H142V153H143ZM205 152L207 153V155H208V153H210V154L208 155V157L210 156L209 158H207ZM212 152H213V153H212ZM215 152H216V153H215ZM234 152H235L236 154H235ZM78 153H79V152H77V153L75 152V153H71V154H72V155H73V154H76V155H77ZM142 153H141V156H140V157H144V156L146 155L145 157H147V159H148V158L150 159V156H149V157L147 156V153H149L148 151H147L146 153H144L145 155H143ZM150 153H151V152H150ZM156 153H151V154H152L151 156H153V154L156 155ZM180 153L183 154V155H181ZM197 153H198V154H197ZM214 153H215V155H214ZM226 153H227V154H226ZM228 153H229V154H228ZM230 153H231V154H230ZM71 154H70V156H72ZM124 154H123V155H124ZM135 154L138 156V154L135 152L134 154L130 155V157L133 156V155L135 156ZM139 154H140V153H139ZM204 154H205V155H204ZM216 154H217V155H216ZM225 154H226V155H225ZM233 154H235V158H240L241 162H242V161H243V162L245 161L244 163L247 162L246 165H249V163H250V165H249L250 167H249V166H246L243 162H242L243 164H242V163L240 164V165H242V166H241L242 168L240 167V165L237 166V163H238L237 160H238V159H237V160L234 159V158H233V157H234ZM76 155H74V157H76ZM129 155H128V156H129ZM155 155H154V156H155ZM179 155H181V156L179 157ZM185 155H186V156H185ZM187 155H189V156H187ZM193 155H194V157H193ZM197 155H198V156H197ZM199 155H200L202 158H201ZM212 155H213V156H212ZM218 155H219V156H218ZM221 155H222V156H221ZM223 155H224V156H223ZM236 155H237V156H236ZM36 156H37V155H36ZM128 156H127V158H128ZM154 156H153V157H154ZM176 156H177V158H176ZM184 156H185V157H184ZM203 156H205V157H203ZM214 156H216V157H214ZM230 156L232 157V159H230V158H231ZM77 157H78V156H77ZM123 157H124V156H122V159H123ZM130 157H129V158H130ZM153 157H151V158H153ZM164 157H165V159H164ZM166 157H167V158H166ZM191 157H192V158H191ZM219 157H220V159H219ZM13 158H14V157H13ZM34 158H35L34 160H33L32 158H31V159H27L25 162L22 160V162H24V165H23L24 167H23V169H25V168L28 169V170H29V169H32L31 171L35 170L36 168L34 169V167H36V166H34V162H32L31 160H33V161L36 160L37 163H40V161H38V160H39L41 157H40L39 159H37L38 157H34ZM65 158H66V160H67L68 157L66 156ZM83 158H85V156H84ZM154 158H155V160H156V157H154ZM178 158H179L180 160H178ZM187 158H189V159H187ZM190 158L192 159V161H191ZM194 158H195L196 161H193ZM197 158H198V159H197ZM200 158L202 159V162H201V159H200ZM204 158H205V159H204ZM212 158H213V159H212ZM228 158H229V159H228ZM68 159H69V158H68ZM71 159H72L71 163H70V161H68L69 164H70V165L73 164V167H74V166L76 167V165H74V164H76L75 160L73 159V157H72V158L70 157L69 160H71ZM101 159H102V158H100V159H96V161H97V160L103 161L104 158H103L102 160H101ZM106 159H108V158H106ZM125 159H126V158L124 157V159H123V162H124V163L121 162V164L123 163V165H124V164L126 163V161H128V159H127L126 161H124ZM130 159H132V158H130ZM135 159H136V158H135ZM149 159H148V160H149ZM159 159H161L162 161H160ZM166 159H167V160H166ZM182 159H183V160H182ZM227 159H228V161H227ZM50 160H51V159H48V161H50ZM62 160H63V159H62ZM62 160H59V161H60V165H61V163H63V162H61ZM64 160H65V159H64ZM66 160H65V161H66ZM88 160H89V159H88ZM152 160H153V159H150V161H152ZM186 160H187V163L185 162ZM209 160H210V161H209ZM233 160H234V161H233ZM45 161H46V163H47V165H46V163L44 164L45 166H48V164L50 165V163H49L47 160H45ZM51 161H52V160H51ZM65 161H64V166H67L68 163H67V161H66V163H65ZM73 161H74V162H73ZM83 161H84V163H85L86 165L88 164V162H89V163L92 162V161H86L85 159H84ZM83 161H82V162H83ZM85 161H86V162H85ZM94 161H95V160H94ZM106 161H107V160H105V164H106ZM121 161H122V160H121ZM133 161H134V158H133ZM182 161H183V162H182ZM188 161H189V162H188ZM190 161H191L192 163H191ZM199 161H200V162H199ZM207 161H208V164H207ZM221 161H222V162H221ZM238 161H239V160H238ZM26 162H27V163H26ZM43 162H44V161H43ZM56 162H57V161H56ZM72 162H73V163H72ZM131 162H132V161H131ZM152 162L154 163V161H152ZM184 162H185V163H184ZM203 162H204V163H203ZM235 162H236V163H235ZM31 163H32V164H31ZM51 163H52V162H51ZM58 163H59V162H57V164H58ZM98 163H99V161H98ZM98 163H97V164H98ZM103 163H104V162H103ZM103 163H101V162L99 163L100 165L102 164L101 167H103V165H104ZM127 163L129 164L130 162H127ZM127 163H126V164H127ZM150 163H151V162H150ZM150 163H148V164H150ZM182 163H183V166H182ZM188 163H189V164H188ZM190 163H191V164H190ZM200 163H201V164H200ZM239 163H240V162H239ZM26 164L29 165L30 168L27 167ZM41 164H42V163H40V165H41ZM52 164H53V163H52ZM52 164H51V165H52ZM85 164H84V165H85ZM97 164H94V165H96V167L93 166L92 169H94V167L97 169V167H98ZM99 164H98V165H99ZM108 164H109V163H108ZM128 164H127V166H129ZM130 164H131V163H130ZM185 164H186V165H185ZM195 164H196V165L198 164V165H200V166L197 165V166H198V167H197ZM202 164H203V165H202ZM209 164H210V165H209ZM224 164H225V165H224ZM70 165H69V166H70ZM79 165H81V164H77V167H76V168H79ZM82 165H83V164H82ZM82 165H81V167L84 166V165H83V166H82ZM90 165H93V163H92V164H89V166H90ZM117 165H118V164H117ZM119 165H120V164H119ZM155 165H154V166H155ZM172 165H173V166H172ZM174 165H175V166L178 165V167H177V166L175 167ZM192 165H193V166H192ZM243 165H244L246 168H245ZM33 166H34V167H33ZM61 166H63V165H61ZM61 166H60V167H61ZM69 166H68V167H69ZM104 166H105V165H104ZM109 166H110V165H109ZM109 166H108V170H109ZM115 166H116V165H115ZM115 166H113V169L115 168ZM121 166H122V165H121ZM121 166H119V167H120L119 169H121ZM165 166H169V168L167 167L168 169H166ZM171 166H172V167H171ZM180 166H181V167H180ZM186 166H187V167H186ZM189 166H190L191 168H190ZM194 166H195V168H196L195 170H193V167H194ZM201 166H202V167H201ZM204 166H205V167H204ZM217 166H218V167H217ZM259 166H260V167H259ZM71 167H72V165L70 166V168H71ZM84 167H85V166H84ZM105 167H106V166H105ZM105 167H103L104 170L101 169V168H99V169L105 171V169L107 170V168H105ZM110 167H112V166H110ZM123 167L125 168L126 165H124ZM158 167H160L161 169L158 168ZM203 167H204L205 169L207 168L209 171L206 169V170H207V172H206V170H205ZM209 167H210V168H209ZM230 167H231V168H230ZM234 167H235V168H234ZM238 167H240L241 170L238 169ZM243 167L245 168L246 171L244 170ZM247 167H248V169H249L250 171L247 169ZM124 168H122V170H126V169H124ZM164 168H165V169H164ZM176 168H177V169H176ZM183 168H184V169H183ZM185 168H188L187 171H186ZM200 168H203L202 170L205 171L207 174H206L205 172H202L201 170H199ZM217 168H219V169H217ZM250 168H251V169H250ZM96 169H95V170H96ZM99 169H98L97 171H99ZM117 169H118V167H117ZM153 169H151V170L154 171ZM171 169H172V170H171ZM197 169H198V171H197ZM214 169H215V170H214ZM220 169H221V170H220ZM222 169H223V171H224V170H225V171L223 172ZM234 169H236V170H234ZM74 170H75V169H74ZM76 170H77V169H76ZM78 170H79V169H78ZM101 170H100V172H101ZM108 170H107V172H108ZM174 170H176V171H174ZM181 170H182V171H181ZM48 171H49V170H48ZM118 171H119V170H118ZM156 171H154V172H155L156 175H157V172H156ZM195 171H196V172H195ZM212 171H213V172H212ZM216 171H217V174H216ZM219 171H220V172H219ZM232 171H233V172H232ZM107 172H105V173H107ZM119 172H120V171H119ZM173 172H174V173L176 172V174H174ZM191 172H195V173L192 174ZM198 172H201V173H203V174L200 175V173H198ZM218 172H219V173H218ZM37 173L39 174V171H38ZM101 173H102V174H101ZM101 173H99V174H101L100 176H102V175L105 176V174H103V172H101ZM136 173H138V172H136ZM197 173H198V174H197ZM221 173H222V175H221ZM113 174H114V173H113ZM152 174H153V173H152ZM196 174H197L198 176H201L202 179H198V178H200V177H198ZM211 174L214 175V176H212ZM65 175L67 176V174H65ZM106 175H108V173H107ZM148 175H150V174H148ZM153 175L156 177L155 174H153ZM162 175H163V176H162ZM189 175H190V176H189ZM191 175H192V176H191ZM202 175H203V176H202ZM216 175H217V176H216ZM219 175H220V177H219ZM226 175H227V176H226ZM104 176H103L102 178H105ZM110 176H111V174H110ZM110 176H106V177L109 178ZM121 176H120L119 178H121ZM151 176H152V175H151ZM182 176H183V177H182ZM193 176H194V177H193ZM196 176H197V177H196ZM225 176H226V177H225ZM258 176L261 177V179H260L261 181L259 182L260 184L258 183V184L256 185V184H255V180L258 179ZM7 177H8V176L5 177L6 180L4 179V184L6 185V187H5V185H4V187L7 188V189L5 190V193H3V194H5V195H3V194L1 195V194H0V195H1V201H2V200L4 201V202L2 201V203H5V204H4L5 207H7V206H6V204H8L7 202L10 201V200H12V199L15 197V196L12 197L10 194H9L8 197L6 196V195H7V192H8V188H9L8 185H7V183H6V182L9 181V178H7ZM195 177H196V178H195ZM206 177H208V180H207ZM209 177H210V178H209ZM212 177H214V178H212ZM215 177H216L217 179H216ZM22 178L24 179L23 181L26 180L25 177H22ZM64 178H66V177L63 176L62 179L64 180ZM67 178L69 179V177H67ZM67 178H66V180H67ZM100 178H101V177H100ZM191 178H193L192 180H193L194 182H192V181L190 182V179H191ZM219 178H220V179H219ZM249 178H253V179H254V183L252 182L251 184H249ZM7 179H8V180H7ZM156 179H157V180H156ZM167 179H168L169 181H168ZM175 179H174V181H175ZM194 179H195V180H194ZM204 179H205V180H204ZM212 179H215L216 181L213 180V181H214V182H213ZM230 179H231V180H230ZM19 180L22 181V179H19ZM63 180L58 181L57 185H58V184L60 185V182H62ZM66 180H65V182H66ZM112 180H113V181H112ZM120 180H119V181H120ZM152 180H151V181H152ZM185 180H186V181H185ZM199 180H200V182H199ZM203 180H204V181H203ZM210 180L212 181V183H211ZM237 180H238V181H237ZM5 181H6V182H5ZM21 181H19V182H21ZM23 181H22V182H23ZM68 181H70V180H67V182H68ZM96 181H97V183H98V180H96ZM104 181H105V180H104ZM106 181H108V180H106ZM151 181H150V183L153 182V181H152V182H151ZM166 181H167L168 183H167ZM172 181H173V180H172ZM174 181H173V183H172V182H171V183H172V184H175L176 181H175V182H174ZM195 181H196V182H195ZM207 181H208V182L210 181V182L208 183ZM22 182H21V183H22ZM26 182H27V181H26ZM26 182H24L25 185H27V183H30V185L32 184L30 181L27 182V183H26ZM63 182H64V181H63ZM67 182H66V188L68 187V188L70 189V187H71L70 184H71V183L68 184ZM99 182H100V181H99ZM126 182H127V181H126ZM198 182L201 183V184H199L200 186L202 185L201 187H199L198 185L196 186V183H198ZM136 183H137V182H136ZM150 183H149V184H150ZM171 183H169L168 185H170L171 188H172V184H171ZM177 183H178V182H177ZM193 183H194L195 185H194ZM202 183H204V184H202ZM33 184L35 185V182H33ZM33 184H32V185H33ZM61 184H62V183H61ZM67 184H68V185H67ZM93 184H94V183H93ZM99 184H100V183H99ZM99 184H97V185H98V187H97L98 189H99V187L101 186V185L99 186ZM101 184H102V183H101ZM139 184H140V185L142 184L143 186H141L139 189H137V188L139 187ZM190 184H192L191 187H193V189H194L193 191H192V188L190 187ZM22 185H23V184H22ZM73 185H74V184H73ZM75 185H76V184H75ZM94 185H95V184H94ZM94 185H93V186H94ZM104 185H105L106 188H107L106 190H105V188H104V189H102V191H100L101 189L98 190V189L96 188L95 190H96V191L98 190V193H97L96 191H95L94 193L92 192V193H93L92 197H93L94 199H95L96 197H99V196H100V197L102 196L103 199H104V198H106V196H108L107 193H111V192H107V191H111V190H112V192H114L113 189H111V188H113L115 185H114V186L111 185L110 190H109V187H107L106 184H104ZM135 185H136V184H135ZM168 185H167V187H168ZM181 185H182L183 187H182ZM211 185H212V186H211ZM60 186L62 187V185H60ZM63 186L65 187V185H63ZM69 186H70V187H69ZM91 186H92V184H91ZM93 186H92V187H93ZM117 186H118V183H117ZM163 186H164V187H163ZM187 186H188L189 188H188ZM217 186H218V187H217ZM243 186H244V187H243ZM61 187H60V188H61ZM160 187H161V185H160ZM185 187H187V188H185ZM195 187H196V188L198 187V188L196 189ZM216 187H217V188H216ZM232 187H233V188H232ZM62 188H63V187H62ZM68 188L66 189L65 192L68 191ZM93 188H95V186H94ZM93 188H92V189H93ZM101 188H102V186H101ZM116 188H117V189H116ZM118 188H119V186H118V187H115L114 189L118 191ZM121 188H124V192H123V189H122V191H121ZM125 188H126V189H125ZM200 188H201V189H200ZM240 188H241V189H240ZM22 189H25V188H22ZM26 189H27V188H26ZM32 189H33V190H32ZM32 189H31V191H32V192H35V189H34V188H32ZM90 189H91V187H89V191H87L89 194H90V191H91ZM158 189H159V191H158ZM186 189H188V190L191 189V190H190L191 192L188 191V190H186ZM195 189H196V190L199 189V190H198V191H195ZM10 190H11V189H10ZM29 190H30V188H28V191H29ZM40 190H41V189L38 190V191H39V194L41 193L40 195H41V196H44V197H46V195L48 194V195H47L48 198H47V197H46V198L49 199V194H50L49 192H51V191H48V193L44 195V194H42V193H45L46 191L44 192V191H42V190H44V189H42L41 192H40ZM64 190H65V188L63 189V192H64ZM103 190H105V191H103ZM125 190H126V191L128 190V191H127L128 193H129V192H130V193L132 192V193H135V194H128V193H126ZM143 190H141V191L143 192ZM154 190H155V189H154ZM154 190H153V188H152L151 195L154 194V192H155ZM166 190H167L168 192H167ZM184 190H185V192H184ZM222 190H223V191H222ZM238 190H239V191H238ZM6 191H7V192H6ZM28 191H27V192H28ZM36 191H37V190H36ZM58 191H59V190H58ZM93 191H94V190H93ZM99 191H100V193H99ZM153 191H154V192H153ZM165 191H166L168 194H164ZM199 191H200V192L203 191V194L200 193ZM240 191H242V192H240ZM9 192L11 193V191H9ZM24 192H25V190H24ZM29 192H30V191H29ZM56 192H57V191H56ZM61 192H62V191H61ZM104 192L106 193V196H105V197L103 196ZM115 192H116V191H115ZM119 192H116L117 195H120ZM152 192H153V194H152ZM187 192H190V193H187ZM192 192H194V194H193ZM195 192H196V193H195ZM229 192H230V193H229ZM256 192H257V193H256ZM52 193H54V191H53ZM88 193H87V194H88ZM116 193H115V194H116ZM122 193H121V195H123ZM96 194H97V195H96ZM98 194H102V195H99V196H98ZM115 194L112 193L111 195H112V196H115ZM182 194H183V196H182ZM189 194H190V195H189ZM196 194H197V195H196ZM200 194H201L202 196H201ZM207 194H208V195H207ZM111 195L109 194V196H111ZM165 195H166V196H165ZM185 195H186V196H185ZM209 195H210V196H209ZM235 195H236V196H235ZM5 196H6V197H5ZM50 196H51V194H50ZM95 196H96V197H95ZM124 196H122L121 198H123ZM164 196H165V197H164ZM180 196H181V197H184V198H181ZM215 196L218 197V198H216ZM11 197H12V199H11ZM92 197H89V198L92 199ZM117 197H120V196H117ZM117 197H116V199H117ZM136 197H135V198H136ZM177 197H178V198L180 197V198H179V201L182 199V201L179 202L180 204H178V198H177ZM186 197H187L188 199H186ZM189 197L192 198V199H190ZM203 197H204V198H203ZM207 197H208V198H207ZM210 197H211V198H210ZM212 197H213V198H212ZM253 197H254V198H253ZM2 198H10V199H2ZM108 198H110V197H107L106 199H108ZM113 198H114V197H112L111 199H113ZM206 198H207V199H206ZM16 199H17V197L15 198V200H16ZM23 199H24V198H23ZM90 199H89V202L94 201L93 199H92V200H90ZM96 199L98 200V198H96ZM96 199H95V200H96ZM100 199L102 200V198H99L98 201H100ZM116 199H115V200H116ZM130 199H131V200H130ZM157 199H158V200H157ZM185 199H186V201H185ZM196 199H197V200H196ZM209 199H210V200H209ZM214 199H215V200H214ZM5 200H6V201H5ZM17 200H18V199H17ZM115 200H114V202H116L117 200H119V201L121 200V201H122V200H124V198H123V199H120V198H119V199H117L116 201H115ZM174 200H175L176 203H175V202L173 203ZM188 200H190V201H188ZM195 200H196V201H195ZM200 200H201L202 202H201ZM248 200L251 201L250 209H249L248 205L245 204ZM98 201H94V202H96L95 205L93 204V202H92V203H89V202H88L89 205H91L92 208H91L90 206H87V204H85V205L82 204L83 206L80 205L81 207H79V205L76 206L77 208H78V207L81 208V209H79V212H80V213L76 212L78 215H79V214L82 215V212H83V215H84V214H87V215L89 214L90 216L88 215V217H89V218H88V221L90 222V224H92L93 222H94V224H96V228H95V225H94V224H92V226H91V227H93V225H94V227H93L94 230H93V231H92L93 228L90 227V228H91V231L94 232L93 235H94V239H95V240H94L93 237L91 236L92 232H91V231H88V230H90L89 227H88V228H89L88 230H87V229L84 230V228H85L84 226L87 227L88 225H90V224H88V222H87V217H86L87 215H86V216H83V217H84V220H83V217H82V220H83L85 223H87L88 225H82V224H81V225L83 226V227H82V226L80 225V223H82V220L79 222V218H80L81 216L79 215V217H78V215L76 214V215H77L76 218L78 219V220H76L75 215H74V217H73V214H74V213L71 212V210H72V208H73V207H72L71 209H68V210H70L71 214L73 213V214H72V217L74 218V223H75L76 225H75L74 223H72V222H70V224H68L67 221H68L69 219H67V221H65V223H67V224L69 225V226H67V229H68V230H67L66 228H62V226H64L65 224L59 222L60 224H62V226H61L60 224H59L60 226L58 225L59 227H61V230L58 232V231H57V224L55 223V224H56V227H53L54 225L51 227L52 231H54V233H52V234H51L52 231H49V228H48V231H46V228H45V231H44V229L39 230V228H37L38 226H36V225H37L36 223H39V222H37V220H36V223H34V225H31L32 228H31V227H28V228L31 229L33 232H31V230H29V229L26 227L27 225H23V226H22V225L20 224V223H22L23 221L20 222V220H18L17 223H19V226H17V227H19V228H16V227L14 228L15 230L17 229L16 234L14 235L15 237H17L16 240L19 239L20 241H25L24 239H26V236H25V237H23V236L25 235V232L27 231V229H28V231H27L28 233L26 232V235H27V236H28V234H30V233H34V232H37V231H41V234H40V232H37L38 235H39L38 238H37V236H36L37 233H34V234H33L34 239L31 238V240L29 241L30 238L27 237V240H26L27 242L17 243L18 245L16 244V242L12 241V240H14L15 238L11 237V236H13L12 231H15V230L13 229L15 223H14V222H13L14 224L11 223V219H12V218L9 219V216H7V217H6V218H7L6 221L8 220V221H10L11 224H13V225L9 226V227H11L13 230H12V229L9 230V228H7L8 234L5 236L6 238H7L9 235H10L9 237H11L10 239H11V241H12L13 244H10V245H12V246H10L9 248H13V245H14V246H18V247L16 248L17 250H15V248H13L15 251H21V250L24 251L25 249H26V250L29 249V247H32V248H34L35 250L40 249V250L42 251V253H43L42 256L40 255V256L42 257V259H43V258H46V257L49 258V259L46 258V259L44 260V262H45L46 260H49V263H50L51 261H53L52 263L56 264L55 262H57V261H54L53 258H50L49 256H52V257H53V256L56 254V252L59 250L58 248H60V250H61V247H62V246H63L64 248H66L67 246H69V245L66 246L65 244H63L65 241L63 242V240H61V238H62V239H66V241H67L68 238H69V236H70V239H69V240H71L72 237L77 233V231L81 230V227H82V230H84V232H85L86 230H87L88 233L90 232V233H89L90 235L87 233L88 236L85 237V242H83V243H86V242H87L86 239L88 240V239H89V236H90V239H91V237H92V239L89 240V241L94 240V242H96V243L98 242V243H97V246H95L96 243H94L93 241L90 242L91 244H89V245H88L89 241L86 243V244L88 245V247L90 246V249H92L91 247H94V248H93V251H91L90 249H86V250H88V251H87V254L90 253V252H89V250H90V251L92 252V254H91L92 256L94 255V257H95V255L97 254L98 258H100L101 260H102L101 257H103L104 255H105V256H106V255H108V256H109V255H112V256L114 257V258H112V256H109V258H108L107 256H106V257L104 256L105 260H102V261H103V262L106 261V264H109V263H108V260H110V264H116V263H117V264H123V262H124V264H125L126 260L129 261V259H127V257H126V256L129 257V255H130L129 250L134 251V253L131 252V254H133V255L139 253L138 255H134V256H133L134 258H135L136 256H138L139 259H140L141 257L144 258V256L147 255L148 252H151V251H152V248L150 247V242L146 241V240H149V237H148L147 235H146V237H145V235H144L145 233L142 234V232L147 231V234H148V231H149V233H150V232H152L153 230H151L150 228H148V229L143 228L142 225H141L142 228H141V227H140V228L142 229V232H141V229H140V233L138 234V237H134V242L132 241V238H131V237H130L131 240H129V242L131 241V243H132V242L135 243L136 239H137V238H140V236H142L143 239H144V238L146 239V240H145V243H143L144 240L141 239V240H142V245L139 244L140 242L138 243V241H141V240L138 239V240L136 241V243H138V244L135 243V244H136L135 246H133L134 244L131 245V249L129 248V247H130L129 244H127V243H128V242H127V236L129 237V235H130L129 230H128V229H124V232H126L128 235H127V236L125 235L126 237L123 236V238H126V242H125V240H124L123 243H126V244H127L126 246H128V253H129V255H128V254H125V253H127V252L123 249V248H125V247L122 246L123 243L120 244V241L123 240V239H120V238H122V237H120V235H116V236H118V237H117V240L119 239L120 241H119V240L117 241L116 238H115V239L112 238V240L114 239V240H115L116 242H118L119 244H117V243L113 240V241L115 242V243H114V242L111 240L112 234H108L109 236L111 235L110 237H109L108 235H106V233H107L109 230H106L107 232H105V229H106V228H104V226L108 223V224H110V226H108L109 228L112 227L114 230L116 229V227H113V226H114V225L120 220V218L123 216V215L120 214V213H125V212L127 211L126 206H123V205L126 204V202H125V204H123V205L121 204V203H123V201H122L121 203L117 201V202H118L119 204H121V205H119L118 203H116V204L119 205V207L122 208V209H120V208L118 207V205H117V209H115L116 213L118 212V213L120 214L119 216H121V217L118 216V217H119V220H116V219H118V217H117L118 213L116 214L115 211H114V209H113V208H116V206H115L116 204H115L114 207H113V205H111L112 202L109 203V205H111V206L113 207V208H111V207H110V208L113 209V210L109 209V208H108L109 206H107L108 210H107V208L104 209V206H103V208H102V205H101V209H104L102 212H104V213H106V214L109 215V214L112 213V211H113V213L116 214V215H115V214L111 215V216H113V217H115V216L117 217V218H116V217L114 218V219L116 220V222H115V220H114V222H112V224H113V226H112V225H111V220H109V222H108V220H104V217H103L104 215H103V214H102V217H103V218H101V214L99 215L98 212H101V209H99V210H100V211H99L98 208H97L98 212H97V210L95 211V210L93 209V206L96 207L97 203L99 204ZM103 201H104V200H103ZM107 201H108V200H107ZM107 201H106V202H107ZM159 201H158V202H159ZM171 201H172V202H171ZM210 201H211V202H210ZM228 201H229V202H228ZM104 202H105V201H104ZM106 202H105V205H106ZM114 202H113V203H114ZM146 202H147V203H146ZM170 202H171L172 204H171ZM183 202H184V203H183ZM217 202H218V203H217ZM101 203H103V202H101ZM101 203H100V204H101ZM107 203H108V202H107ZM148 203H149L150 205L153 204V205H152V208H151V207H148V205H149ZM166 203H167V204H170L169 206L172 205L171 207H173V208L170 209L171 207H168V205H167ZM200 203H201V204H200ZM92 204H93V206H92ZM127 204H128V203H127ZM145 204H146L147 206H146ZM173 204H174V205H173ZM181 204H182L183 206H182ZM190 204H191V205H190ZM196 204H197V205H196ZM220 204H221V206H220ZM222 204H223V205H222ZM225 204H226V205H225ZM227 204H228V205H227ZM156 205H157V203H156ZM176 205H177V206H176ZM178 205H179V206H178ZM198 205H199V206H198ZM230 205H231V203H230ZM255 205H256V206H255ZM258 205H259V206H258ZM98 206H100V205H98ZM98 206H97V207H98ZM165 206H166V207H165ZM175 206H176V207H175ZM184 206H185L186 208H185ZM193 206H194V207H193ZM223 206L225 207L224 209H223ZM254 206H255L256 208H255ZM8 207H9V206H8ZM8 207H7V208H8ZM76 207H75V209H76ZM84 207H85V208H84ZM87 207H88L89 209H88ZM123 207H125V208H123ZM153 207H155V208H153ZM164 207H165V208H164ZM167 207L169 208L168 211H167ZM174 207H175V208H174ZM227 207H228V208H227ZM253 207H254V208H253ZM99 208H100V207H99ZM134 208H135V207H134ZM163 208H164V209H163ZM179 208H180V209H179ZM201 208H202V209H201ZM73 209H74V208H73ZM123 209H124V210H123ZM125 209H126V210H125ZM149 209H150V210H149ZM160 209H162V210H160ZM175 209H177V210L175 211ZM199 209H200V210H199ZM221 209H222V210H221ZM227 209H228V210H227ZM68 210H67V213H69ZM76 210H77V209H76ZM76 210H75V211H76ZM80 210H81L82 212H81ZM83 210H85L86 212L83 211ZM109 210L111 211L110 213L105 212V211H108V212H109ZM117 210H118V211H117ZM120 210H121V211L123 210L124 212H123V211L121 212ZM215 210H216L217 212H215ZM224 210H225V211H224ZM77 211H78V210H77ZM173 211H174V212H173ZM220 211H221V212H220ZM102 212H101V213H102ZM172 212H173V213H172ZM177 212H178V214H177ZM185 212H186V213H185ZM200 212H201V213H200ZM254 212H255V213H254ZM97 213H98V214H97ZM138 213H140V215L142 214L143 217H142V215L139 216ZM182 213H183V214H182ZM106 214H105V216H106ZM126 214L128 215V213H126ZM131 214H130V216H131ZM133 214H132V215H133ZM174 214H175V216H174ZM184 214H185L186 216H185ZM189 214H190V215H189ZM63 215H64V214H63ZM98 215H99V217H98ZM114 215H115V216H114ZM124 215H125V214H124ZM127 215H126V217H124L125 219H122V222H123V220H125V222H124V223L126 224L125 227H127V228L129 227V229H130L129 222H126V218L129 217V215H128V217H127ZM178 215H179V216H180V215H181V216L183 215L182 217L180 216V217H181V218H179L180 220L183 221V219L186 220V218H187V220H186V221L184 220V223H181L182 221H180V220L178 219V217H179ZM67 216H68V215H67ZM67 216L65 215V217H67ZM69 216H70V215H69ZM109 216H110V215H109ZM109 216H108V218H111V216H110V217H109ZM147 216H146V217H147ZM176 216H177V217H176ZM211 216H212L213 218H211ZM218 216H220V217H219L220 220H218ZM58 217H59V216H58ZM61 217L65 220V218H64L63 216H61ZM72 217H71V218H72ZM113 217H112V218H113ZM174 217H175V218H174ZM183 217H184V218H183ZM188 217H189L190 219H189ZM191 217H192V218H191ZM2 218H3V217H2ZM67 218H68V217H67ZM69 218H70V217H69ZM71 218H70V220L72 221ZM85 218H86V221H85ZM90 218H91V221L89 220ZM100 218H101V219H100ZM108 218L106 217L105 219H108ZM142 218L145 219V221H146L147 219H150V218H151V219H150L148 222H147V221H146V222H140V219L142 220ZM221 218H222L223 220H222ZM56 219H57V220H56ZM56 219H54L52 222H55V221L58 222L59 220H61V218H59V220H58V218H56ZM80 219H81V218H80ZM132 219H133V218H132ZM177 219H178V220H177ZM213 219H214V220H213ZM216 219H217V220H216ZM4 220H5V218L3 219V221H4ZM50 220H52V219H50ZM50 220H49V223H50ZM70 220H69V221H70ZM102 220H103V221H102ZM112 220H113V219H112ZM129 220H131L130 217L128 218V221H129ZM221 220H222V221H221ZM12 221H13V220H12ZM14 221H15V220H14ZM62 221H63V220H62ZM75 221H77V222H75ZM92 221H93V222H92ZM177 221H178V223H177ZM187 221H188V222H187ZM205 221H206V222H205ZM223 221H224V222H223ZM43 222H44V221L42 220V223H43ZM47 222H48V221H47ZM52 222H51V223H52ZM91 222H92V223H91ZM104 222L106 223L105 225H104ZM119 222H121V221H119ZM119 222H118V223H119ZM202 222H203V223H202ZM17 223H16V224H17ZM23 223H24V222H23ZM23 223H22V224H23ZM40 223H41V220H40ZM44 223H45V225H46V222H44ZM78 223H79V224H78ZM118 223H117V224H118ZM131 223H132V222H131ZM143 223H144V224H143ZM192 223H194L196 226H195L194 224H192ZM199 223H202V226L204 225V227H201V225H200ZM218 223H220L221 226H220ZM221 223H222V224H221ZM25 224H26V223H25ZM47 224H48V223H47ZM71 224H73V227L71 226ZM77 224L80 225L81 227H77V226H78ZM120 224H123V223H120ZM167 224H166V226H167ZM171 224H172V225H171ZM175 224H176V225H175ZM178 224H180V225H178ZM181 224H182V225H181ZM185 224H184V225H185ZM189 224H190L191 226H190ZM216 224H218V225H216ZM38 225H39V224H38ZM42 225H43V224H42ZM42 225H40L39 227L42 228ZM74 225H75V226H74ZM127 225H128V226H127ZM139 225H140V224H139ZM170 225H171V227H173L174 230L171 229ZM173 225H175V226H173ZM177 225H178V226H177ZM223 225H224V226H223ZM15 226H16V225H15ZM20 226H22V227H20ZM24 226H25L26 228H25ZM35 226H36V227H35ZM43 226H44V225H43ZM48 226H49V224H48ZM65 226H66V225H65ZM65 226H64V227H65ZM118 226H119V225H118ZM121 226H123V225H121ZM155 226H156V227H155ZM188 226H190L191 228L189 229ZM34 227H35V228H34ZM45 227H46V226H45ZM49 227H50V226H49ZM59 227H58V228H59ZM75 227H76V228H75ZM105 227H106V226H105ZM108 227H107V229H108ZM125 227H124V228H125ZM138 227H139V226H138ZM169 227H170V229H169ZM178 227H180L179 229H180L181 231L178 229ZM181 227H182V228H181ZM197 227H199V228H197ZM24 228H25L26 230H24ZM43 228H44V227H43ZM71 228L73 229V231L75 230L76 232H75V231H74V232L71 231V230H72ZM77 228H78V230H77ZM79 228H80V229H79ZM99 228H100V229H99ZM101 228H102V229H101ZM192 228H193V229H192ZM201 228H202V229H201ZM20 229L24 232V235L22 234L23 236H21V232H22V231H19ZM35 229H36V230H35ZM51 229H50V230H51ZM53 229H54V230H53ZM55 229H56V231H55ZM96 229L98 230V232L95 231ZM119 229L123 231V229H122L121 227H120ZM135 229H136V231H135ZM149 229H150L151 231H150ZM168 229H169V231L172 230V234H171V231H170V232L167 231ZM182 229H184V230H182ZM203 229H204V230H203ZM58 230H59V229H58ZM82 230L80 231V232L83 233V234L80 233V235L82 234V236H80V235H79V232H78V233L76 234L75 238L73 237L74 240H71L72 243H74L75 246H74L73 244H70V247H71V245H73L72 247H77V249L74 248V249H75V251H73V252H74V256H76L77 254L79 255V253H82V252H81V251H82L81 249H83L84 247L88 248L87 246H84V244H83L84 247L82 246L83 248H82V247L80 248L82 242H81V244H80V246H79L80 241H84V240H83V236L86 235V233H84ZM111 230H112V229H111ZM114 230H113V231H114ZM116 230H117V229H116ZM120 230L115 231V233H113V231H112V233L115 235L116 232L118 233V231H119V233H120ZM125 230H127L128 232L125 231ZM132 230H131V231H132ZM143 230H144V231H143ZM175 230H179V232H178V231H175ZM189 230H191V232H190ZM195 230H197V231H195ZM198 230H199V233H198ZM201 230H202V231H201ZM61 231L66 232L67 234H68L69 232H70V233L73 232V234H71V235H72V236H71V235H69V234H70V233H69V234L67 235V238H66V237H64V236H66V234H65V233L63 234ZM133 231L131 232V235L134 234ZM173 231H174V232H173ZM215 231H216V232H215ZM222 231H223V233H221ZM42 232H43V234H42ZM60 232L62 233V235H61ZM109 232H111V231H109ZM124 232H123V233H124ZM175 232H178L179 235H178L177 233H175ZM194 232H195V233H194ZM14 233H15V232H14ZM55 233H57L56 236H58L59 238L56 237L55 240H54V239H51V240H50L49 238H52V237H53L52 235L55 234ZM59 233H60L61 236H63V235H64V236L61 237V236L59 235ZM74 233H75V234H74ZM98 233H99V234H98ZM123 233H122V234H123ZM160 233H163V234L160 235ZM169 233H170V234H169ZM173 233H174V236H175V239H174L175 241H174L173 239H170L171 236L173 235ZM187 233H188V234L190 233L191 235L188 236ZM208 233H207V234H208ZM224 233H225V234H224ZM19 234H20L21 237H19ZM45 234H47L46 237H45ZM49 234H50V236H48ZM97 234H98V235H97ZM120 234H121V233H120ZM167 234H169V235L167 236ZM176 234H177V235H176ZM207 234H205V235H207ZM215 234H216V235H215ZM222 234H224V235H222ZM40 235L42 236V238H41ZM78 235H79V237H82V238H80V241L77 243L76 241L79 240ZM95 235H96L97 237L100 236V237L98 238L99 240L97 239V237H96ZM114 235H113V236H114ZM123 235H124V234H123ZM131 235H130V236H131ZM148 235H149V234H148ZM150 235H151V233H150ZM150 235H149V236H150ZM202 235H201V236H202ZM205 235H204V236H205ZM107 236H108V237H107ZM169 236H170V237H169ZM174 236H172V237L174 238ZM176 236H177V238H176ZM18 237H19V238H18ZM30 237H32V234H31ZM39 237H40V240H39ZM43 237H45V238L43 239ZM54 237H55V235H54ZM114 237H115V236H114ZM196 237H199V235H196ZM224 237H223V239H221L222 242L219 241V242H221V245H220V243H219V247H218V248H215V251H216V252L221 248V246L224 245V244H222V243H224V242L226 243V242H227V239L224 238ZM36 238H37V239H36ZM47 238H48L49 240H48ZM57 238H58V239H57ZM100 238H101V239H100ZM107 238H108V239H107ZM7 239H8V238H7ZM41 239H42V240H41ZM81 239H82V240H81ZM109 239H110V240H109ZM16 240H15V241H16ZM19 240H18V242H19ZM43 240H44V241H43ZM53 240L56 241L57 247H55L56 244H53V243H54ZM59 240H61V241H59ZM69 240H68V241H69ZM96 240H97V241H96ZM171 240H172V241H171ZM5 241H7V240H5ZM11 241H10V242H11ZM33 241H34L35 243H34ZM37 241L39 242L38 244H37ZM45 241H48V242H45ZM50 241H51V244H52L55 248H57V251H56V252L54 251V250H55L54 248L52 249L53 246H52L51 244H50V245L48 244ZM57 241H59V242L57 243ZM68 241H67V242H68ZM71 241H69V243H70ZM100 241H101V242H100ZM8 242H9V241H8ZM10 242H9V243H10ZM40 242H41V244H40ZM52 242H53V243H52ZM61 242H62V244H61V246H60V243H61ZM146 242H148L149 245H148V243H146ZM169 242L172 243L171 246H170V243H169ZM3 243H7V242H4V241H3ZM9 243H7V244H9ZM14 243H15L16 245H15ZM24 243H26V245H25ZM93 243H94L95 245H94ZM131 243H130V244H131ZM21 244L23 245V247H22V248H19V246H22ZM33 244H34V247H33ZM36 244H37V245H36ZM67 244H68V243H67ZM76 244H78V246H77ZM86 244H85V245H86ZM99 244L102 245V246H98ZM175 244H174V246H175ZM35 245L37 246V248H36ZM58 245H59V247H58ZM64 245H65L66 247H65ZM92 245H94V246H92ZM115 245H117L118 247H117V246L115 247ZM123 245H125V244H123ZM143 245H145V247H147L146 245H148L149 248L147 247V248L145 249ZM42 246H43V247H42ZM45 246H46L47 248L44 249ZM119 246H120V247H119ZM132 246H133V248L136 247V246H138L137 248L140 249V251H139L138 249H135V248H134V250H133ZM140 246H143V250L145 249L144 251H145L146 254L144 253V255H143V252H144V251L141 250L142 247L140 248ZM41 247L44 249V251H43V249H42ZM72 247L70 248L71 250H72ZM78 247H79V248H78ZM122 247H123V248H122ZM18 248H19V249H18ZM96 248H97L98 250H97ZM100 248H101V249H100ZM105 248H106V249H105ZM116 248H117V249H116ZM121 248H122V250L125 251V252H123V251L121 252ZM126 248H127V247H126ZM126 248H125V249H126ZM172 248H173V249H172ZM30 249H31V248H30ZM30 249H29V250H30ZM34 249H33V250H34ZM46 249H47L48 251H49V250H52L53 253L49 251L50 254H48V252L46 251ZM68 249H69V248H67V251H69L68 254H70L71 251H70V249H69V250H68ZM74 249H73V250H74ZM78 249H80V251H78ZM84 249H85V248H84ZM84 249H83V250H84ZM94 249L96 250V252L98 251V253L95 254ZM119 249H120V253H119V251H118ZM149 249H150V251H148ZM217 249H218V250H217ZM29 250H28V252H29ZM31 250H32V249H31ZM31 250H30V252L32 253ZM35 250H34V251H35ZM40 250L36 251V254H35L34 251H33V254H35V256H39V254L37 255V252H41ZM63 250H64V249H63ZM63 250H61V251H63ZM76 250H77V251H76ZM99 250H101V251L99 252ZM102 250H103V251H102ZM126 250H127V249H126ZM135 250H136L137 252H135ZM146 250H147V252H146ZM23 251H22L21 253H24V252H25V251H24V252H23ZM45 251H46V252H45ZM61 251H58L59 253L57 252V254H58V255H61V253H62L63 258H65V256L68 255V254H66L67 251L64 250V252H66V253H63V252H61ZM84 251H85V250H84ZM107 251H108V254H106ZM213 251H214V250H213ZM219 251H221V249H220ZM219 251H218V253H219ZM28 252H27V253H28ZM30 252H29V254H30ZM76 252H77V254H75ZM104 252H105V253H104ZM113 252H114V253H113ZM140 252H142L141 255H140ZM154 252H155V251H154ZM172 252L177 254V251L175 252V249H174ZM15 253H16V255H17L19 252H15ZM25 253H26V252H25ZM44 253H45V255H44ZM84 253H85V252H83V254H84ZM93 253H94V254H93ZM29 254H27V255H29ZM57 254H56V255H57ZM64 254H65V256H64ZM83 254H81V256H82ZM85 254H86V253H85ZM99 254H100L101 257H99ZM120 254H124V255H120ZM149 254H150V255H151V254H152V255L154 254V256L151 255V257H153L152 259H151V257H149ZM157 254H158V252L153 253V251H152L151 253H148V257H147V256L145 257V258H147L148 260H146V259L144 260L143 258H141L140 260L136 259V260H133V261H135V262H136V261H137V262L140 261L142 264H148L149 261H154V260L156 261V259H157V260H158V259L160 260V258H162L163 256H165V257H163L160 261H159V260H158L157 262L154 261V263L156 264V263L159 262V263L165 264L164 262L166 261L167 264H172L173 261L167 259V258H168L167 256H170L169 258L172 259V258H174V257H173V254H171V255H167V253H166V255H165V254H164V255H161V254H163V253H159L158 256H157ZM176 254H175V258L173 259V260H174L173 264L176 262L175 260L177 259ZM16 255L13 256V257H16V259L19 258V259H17V261L20 260V258H21L22 256H23V257L25 256V254L22 255L21 257H20V256L18 257L19 254H18L17 256H16ZM31 255H32V254H30L29 256H26V257H31V258H34V259L36 258L34 255H32V256H31ZM47 255H48V256H47ZM56 255H55V256H56ZM71 255H73V254H71ZM88 255H89V256H88ZM88 255H87V256H88V259L90 258V259L93 260L94 257H92L90 254H88ZM125 255H126V256H125ZM142 255H143V256H142ZM155 255H156L157 257H156ZM160 255H161V256H160ZM33 256H34V257H33ZM40 256H39V258H36V260L39 259L38 264L41 263V262H43V260H40ZM69 256H70V255H69ZM69 256H67V257H69ZM81 256H80V258H79L80 261H82L84 258H87V256H82V257H84V258L82 259ZM90 256H91V257H90ZM122 256H125L126 258H124V257H122ZM139 256H140V257H139ZM171 256H172V257H171ZM2 257H3V256L1 255V258H2ZM4 257H5V256H4ZM4 257H3V258H4ZM23 257H22V259H23ZM57 257L59 258V257H61V256H56V259H57V260H59V259L61 260V259H62V257L59 258V259H58ZM67 257H66V260H65V259H62V261L64 260L65 263L68 262V258H67ZM71 257H73V256H70V258H71ZM78 257H79V256H78ZM78 257H77L76 259H78ZM121 257H122V258H121ZM131 257H132V256L130 255V258H131ZM154 257H155L156 259H154ZM159 257H160V258H159ZM6 258H7V256H6ZM115 258H116V259H115ZM134 258H133V259H134ZM136 258H137V257H136ZM164 258H166V259H164ZM50 259H52V260H50ZM72 259H73V261H71V259H69V262L71 261V262H70L71 264H72V262H73V264H75L74 261H75L76 259L74 260V257H73ZM79 259H78V260H79ZM81 259H82V260H81ZM88 259H87V261H88ZM90 259H89V260H90ZM100 259H99V262H98V261H97L98 259L95 258V260H96L98 263H97L95 260H93V261L90 260L91 262L88 261V262H90V263H87V264H93V262H94V264H99V263H100V264H103V262H102ZM111 259H112V260H111ZM122 259H126V260L123 261ZM142 259H143V262L141 261ZM150 259H151V260H150ZM0 260H1V259H0ZM3 260H4V259H3ZM6 260H8V259H5V261H6ZM60 260H59V261H60ZM78 260H76V261L78 262ZM20 261H21V260H20ZM20 261H18V262H20ZM40 261H41V262H40ZM62 261H61V263H59V264H62ZM76 261H75V262H76ZM80 261H79V262H80ZM112 261H113V263H112ZM128 261H127V264L129 263ZM131 261H132V259H131ZM145 261H146L147 263H146ZM161 261H163V262H161ZM1 262H3V261H1ZM36 262H37V261H36ZM44 262H43V263H44ZM64 262H63V263H64ZM77 262H76V263H77ZM79 262H78V264H79ZM84 262H86L85 259H84ZM84 262H82V263H84ZM101 262H102V263H101ZM137 262H136V263H137ZM144 262H145V263H144ZM3 263H4V262H3ZM43 263H41V264H43ZM65 263H64V264H65ZM82 263H81V264H82ZM136 263H135V264H136ZM141 263H138V264H141ZM159 263H158V264H159ZM45 264H47V261L45 262ZM57 264H58V262H57ZM66 264H67V263H66ZM84 264H86V263H84ZM104 264H105V263H104ZM129 264H133V263H129ZM240 264H241V263H240Z\"/></svg>",
    "mask_w": 264,
    "mask_h": 264
}]
</instances>
